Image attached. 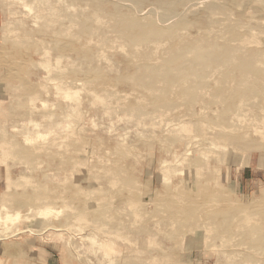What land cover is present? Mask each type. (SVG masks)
<instances>
[{
	"label": "rangeland",
	"instance_id": "1",
	"mask_svg": "<svg viewBox=\"0 0 264 264\" xmlns=\"http://www.w3.org/2000/svg\"><path fill=\"white\" fill-rule=\"evenodd\" d=\"M46 1H48V4ZM119 1L121 4L119 3ZM141 1H142V5H141L142 8L140 7L136 10L135 6L132 9L133 5L127 0H114V1L113 0H65V1L64 0H0V55L2 54L1 52H3L2 55L4 57L3 58L2 55L0 57V67H1L0 68V148H1L0 149V159H1L0 160V264H46V263H50V264H264V243H263L264 242V220H263L264 219V127H263L264 126V123H263L264 122V118H263L264 117V114H263L264 99H262L264 95L260 96L261 93L264 94V88H263L264 81H262L260 85L261 86L260 89L257 90V92L255 91L256 94H254L255 92H252V90H249L251 93L250 94L248 92L247 87H241L244 85V84L242 85L241 83H244V81L248 82V83H245L246 85L252 83L251 82L252 79L253 81H255L254 76L248 75L247 78H244L241 81L240 73L237 70H234V68H232L231 66L229 67L225 64H224L225 67H227L229 70L227 68H224V65L222 67L221 66L222 64L219 65L217 63L216 64L218 66L208 65L210 67L212 66L214 69V71L213 69L212 71L210 70L211 72L208 70V68L210 67L204 66L203 68L202 66L203 68L202 69L200 68L201 67L200 66L198 70L200 69L203 70V71L200 70L201 71L200 74H198V70L196 68L195 71L197 73L196 72L192 73L195 77L192 74L188 75V77L192 76V79L196 78L195 80L197 81L192 80L191 77H189L187 79L188 81L187 80L184 81L185 84L183 83V79H179L178 81H175L173 83L171 82L172 84L168 83L164 73L161 74L159 72L158 74L157 73L154 74L155 75L154 76L152 75L153 73L151 71H150L151 73H149V70H148L151 65L152 67L155 65L154 66L155 68L159 66H161V68L167 66L168 63L171 62L173 59H175V57L179 53L182 54L181 55L182 57L183 55L187 57H183V58L181 57L182 59L179 58L180 60L176 64H174L175 68L181 63L189 62V60L190 59L192 60L194 56L196 55L195 51L192 50L193 47L194 48L196 47L204 48V49L214 48V50L221 49L220 51H223L224 49H229L230 51H232V48H233L234 50L231 53L236 56V59H239V57H250L251 55L255 56V54L259 55L261 53H264V47H262L264 45V33H263L264 32V4L263 2H261L262 0H238L236 1L237 4L234 3V4L229 5L230 12H231L230 19H228L224 15H220L221 17L218 15L217 16L218 19L214 15L216 19L215 18L211 19V17H213V14L210 13L209 10H207V8L206 9L204 8L205 1L190 0L188 3H186L184 6H180L181 8L179 7L178 9L179 13L183 15L186 14L185 19L187 18L186 21L188 23L186 22L187 26H185L186 24L182 25L181 27L183 28L181 27H179V29L177 28L180 32H176L177 30L176 29L174 33H172L173 36H176L177 38L174 37V39H171L173 36L172 37H169V36H171L172 34L169 36L164 35V38L163 36H161V40L157 39L159 37L157 38L152 37L148 40L150 44L147 43V41H145L146 44H144L143 42L142 43L141 42L139 43L131 42L130 40L126 38L122 29H120L116 24L115 14H117L119 11L127 15L133 14L136 16V14H138L137 18L141 20L145 19L144 21L146 20L149 21L151 18H154V17H151V14L149 13L146 14V13L153 11V10L154 11L157 10L156 12L158 13L160 11L161 13L162 11H164V6L169 0H141ZM220 1L224 2L225 0H220ZM40 2L41 3L44 2L45 4L43 5V3L41 4ZM64 2L66 5L64 4ZM39 3L43 7L40 6ZM85 3L88 5V7L87 5H85ZM194 3L196 6L194 5L193 8L196 7L198 9L195 10L192 8L194 11L190 10L192 11L191 12L192 14H191L190 11H187V10H189L190 8L188 7ZM53 4L55 6H58L59 4V6L61 5L62 7L60 6L61 8L58 7V9L55 7L53 8L54 9L53 10L51 8V7H54ZM122 6H124V8ZM44 7L48 8V9L46 8L47 11L43 9ZM67 7L69 8V10ZM71 7L73 8L75 7L76 12L74 10H71L73 9ZM116 7L119 9H117ZM159 7H160V10H158ZM80 8L84 9V11L81 10ZM49 9H51L52 11L51 13H49ZM56 9L58 12L55 14ZM59 10L60 11L62 10V11L59 12ZM65 10L68 11L70 14L66 13ZM45 11L46 13L48 12L46 15H45ZM99 11H101V14ZM139 11H141V15ZM142 11H143V14H142ZM193 12L194 13L196 12L195 15H193ZM108 13L112 19L109 16H106L108 15ZM14 14L15 16H13ZM21 14L22 15L27 14L28 16L24 15V18H23V16L21 17ZM66 14H68V17ZM81 14L84 15L83 18ZM95 14H97V17ZM35 15L36 16L39 15L41 16V18L42 16H46V18L43 17V19H41L38 16L39 17L38 19V17H36ZM56 15H59L57 16L59 18L61 15H62L61 18L64 17L65 15L66 16L64 19L62 18L61 20H58V22L56 23L55 18L59 19L56 17ZM231 15L234 20H232ZM48 16L52 18H54L55 16L54 18L55 21L52 18L51 20ZM93 16L96 17V19L100 17L99 18L100 21L98 19L97 20H98V23L100 22L98 25L99 26L101 25L100 26L101 28L97 27L98 26L96 25L97 21L95 22L96 19H93L94 18ZM101 17L103 20H106L107 24L104 23L105 21L102 22ZM69 18L73 21H71ZM77 18H79L78 21H77ZM238 19L241 20V23L243 22L245 24L244 25L242 23L244 25L243 28L245 26H248L246 27L248 29L244 28L245 29L244 30L241 28L242 26L240 27L241 29L236 28V32L239 37L236 35L237 38L233 39V37L235 36H232V34H229V36L232 38H228L230 39L228 40L226 38L228 36V33H230L228 26L230 28V25L234 23L235 20H238ZM50 20L53 23L49 22ZM67 20L68 21L70 20V21L68 22ZM216 20H219V22ZM228 20L232 21V23L231 22H230L231 24L228 23L229 22ZM75 21L77 22L74 23ZM110 21H113L115 24H112L113 22H110ZM215 21L217 24L215 23ZM43 22L45 23L43 24ZM79 23H82V24H79ZM189 23L191 26L189 25ZM213 23H215V25H213ZM56 24L58 25L56 26ZM68 25H71V26H68ZM74 25H76V27ZM79 25L80 26L83 25L84 28L79 27L78 30L76 29L77 30L76 31L75 28H77ZM221 25L223 27H221ZM73 26L75 28H73ZM106 26H108V28ZM110 26L111 27L113 26V27L111 28ZM157 26H159L158 27L159 29H163V30L167 29L166 27H163V25L161 24ZM259 26H262L263 30H261ZM70 27H72L73 29ZM88 27H91L92 30ZM66 28L67 30L72 29L71 33L69 31L71 35H68L69 33H67L68 31L65 30ZM251 28L254 29L255 31L254 30L252 31ZM256 28L257 30L259 29L258 32ZM94 29L96 33L95 35L93 34L92 36L88 33V31L90 33H94L93 31ZM211 29L213 31L210 32ZM63 30H65V32ZM97 30L98 31L100 30V33ZM113 30L117 32L116 34L114 33L115 35L112 33L114 32ZM214 30L216 31L214 32ZM217 30L221 34H217L218 33ZM260 30L263 32L261 33ZM10 31L11 32L15 31V33H11ZM109 31H111V33ZM185 31L189 35L186 34ZM53 32L60 35V37L57 36L56 34H55L56 37H54L55 35L52 34ZM97 32H98V37L96 36ZM102 32L103 33L105 32V33L103 34ZM118 32L122 34L124 39L121 36V34H118ZM28 33H30L29 35H33V36L29 38V36H27ZM211 33H212V36H211ZM223 33H224V36H223ZM78 34L79 36H76ZM213 34L215 35L213 36ZM183 35H186V37L184 36L183 38L182 37ZM259 35H261L262 38ZM178 36L180 37L179 38L180 40L178 39ZM216 36L220 40L222 38L223 40L225 39V42L223 40L220 41L219 39H216L217 38ZM244 37L246 38V40ZM249 37H250V40L248 39ZM256 37L258 38V40ZM17 38L19 41L17 40ZM27 38L32 39L33 42L31 43V40H27ZM168 38H170V41H172V43H168L169 42ZM152 39L154 41L152 43L161 42L162 43L161 45H163L164 47L166 45V47L163 48V46L159 44V46L163 48L164 50L161 49L160 47L158 49L155 47V46L158 47V43L154 44V47H153V44H151ZM182 39L183 41H181ZM236 39L237 41H235ZM20 40H24V42H20ZM108 40H111V41H108ZM12 41L15 44L17 43L18 45L17 44L15 45ZM186 41L188 44L186 43ZM234 41L235 43H233ZM249 41L251 42L253 41L254 43H256L257 47L254 46L255 44L253 42L251 44V42ZM248 42L251 44V46L249 45ZM19 43L21 45L22 43L23 44L27 43L28 46L29 45L31 46H29L28 48L26 44V47L21 48L23 46H21ZM131 43L133 44L131 45ZM205 43L208 45H204ZM126 44L129 47H125ZM136 44H141V45L137 46ZM44 45L46 47H43ZM88 45L89 47H87ZM97 45H99L100 48H98ZM168 45L170 47H167ZM18 46L20 49L17 48ZM258 46H261L262 48ZM118 47L121 49H119ZM141 47L142 49H140ZM241 47H243L242 48L243 50L241 49ZM247 47L248 49H246ZM47 48H49V50L52 49V51L51 52L49 51L50 53H48V50L47 52H45ZM155 48L159 50V52L156 51ZM114 51L117 54L112 53ZM98 52H101V55L99 53L100 56L96 54ZM167 52H168V55H167ZM102 53H104V55H102ZM47 54L50 57H48ZM9 55L11 58L9 57ZM97 56L98 58L100 57V60H98ZM132 56L135 58H133ZM149 56H150V59H148ZM58 57L60 58L59 60L61 61V63L59 60H57ZM262 58L263 57H261V59L259 60V62H261V64L259 63L260 64L259 66L264 69V66L262 65V63L264 64V60ZM132 59H135V60H132ZM46 60L50 62L48 63ZM103 60L104 62H102ZM105 61L108 64H106ZM35 63L36 65H34ZM44 63L46 67L44 66ZM58 63H60L59 67H57ZM71 63L73 64V66H70ZM49 64H51V67H49L50 66ZM137 64H139L138 67L136 66ZM7 65H9V68L7 67ZM41 66L43 67L38 68ZM87 66L90 69L87 68ZM214 66L217 68H214ZM152 67H150L151 70L154 68ZM56 68H59V69H56ZM60 68L61 70L67 71L66 72L67 75H64L65 73L64 71H63L64 73L62 72L63 74H61ZM263 69H261L262 75H264V71L262 72ZM57 70L58 71L60 70L59 71L60 74L57 72ZM226 70L228 73L230 72L231 74L228 75ZM47 71H49L50 73L52 71L54 73L49 75L50 73ZM204 71H205V74L207 75L204 74ZM214 72L215 74H213ZM194 73L197 74V77ZM219 73L221 74L223 73L222 78L218 77L219 79L218 78L216 79ZM212 74L213 76H211L210 78V75ZM224 74L228 75V77ZM47 75L50 77H48ZM151 75L152 77H150ZM158 75H161V76H158ZM202 75H204L206 78ZM145 76H148L151 81H149V79L147 80L148 77H145ZM219 76L221 75L219 74ZM156 77H158L159 79H157ZM162 77L163 79L165 78V80L162 79L164 85H162L163 84L161 80ZM199 77L201 80L204 78H205V81L206 79L208 80L207 82H205L204 80L200 82L201 80L199 81ZM224 77H226V79H229V81L226 80ZM155 78L157 82L161 80V82H158V85L160 86L155 84L156 83ZM248 79L251 81L249 82ZM239 80H240V83H238ZM69 81L74 82V83H70ZM179 81L182 84H180ZM192 81H195L197 85L193 84L194 82ZM215 81L218 82V84L220 85H217V83L213 84L215 83ZM225 81H226V84H225ZM151 82L155 84L153 85V87L155 86L154 89L156 88V86H158V88L153 90V88L151 87L153 83L151 84ZM165 82H167V84ZM223 82L224 84H222ZM227 82L229 85L227 84ZM233 82L234 84H232ZM60 83H63L64 85L63 84L60 85ZM81 83L85 84V86L82 85L83 86L82 87ZM87 83H90V84L95 83L96 87H94L95 84L94 85L92 84V86L89 84L90 86L88 87ZM104 83H106V85ZM97 84L99 86L102 85V87H99ZM169 84H171L172 87H170ZM200 84H205L206 86L200 85ZM221 84L224 86L226 85L225 87L226 89L230 87L228 91L230 92L233 91L234 93L227 92L225 88H222L224 86H222ZM173 85L175 86V88H173L174 87ZM190 85H195L197 86L196 89L198 88L200 90L201 88L206 89L205 87L208 86L207 90L208 89L210 90L203 91L204 89H202V92H205V93L201 95L199 94V92H201L200 90L199 91L192 90L193 92L191 91L192 92L191 93L192 98H191L189 94L190 92L188 93L189 96H186V93H185V91L187 92L189 91L187 90L188 88L190 89V87H192ZM227 85L229 87H227ZM65 86L68 89L69 88L70 89L68 90L66 88L67 90H65ZM71 86H73L72 90H71L72 88ZM180 86L181 87L184 86L185 89L183 88V90H181L182 88ZM235 86L238 88L240 87V89L239 90L236 89ZM105 87L106 88L108 87V88L106 89ZM164 87L166 89V92H168L170 95L169 98H168L169 95L166 96L167 93L164 92L165 91ZM178 87L181 88L180 91ZM215 87L216 88L219 87V91H221L222 95H220L221 93L220 94L216 93L219 91H217L218 89H215ZM44 88H46V90L48 88V91L46 92ZM75 88L77 89V92ZM80 88L81 90H79ZM168 88L170 91L168 90ZM242 88L244 90H242ZM262 88L263 90H261ZM58 89H61L62 92L67 91V95L65 94V92L62 93ZM82 89L85 91H83ZM174 89L175 90L177 89L178 91L177 90L175 91ZM192 89H195V87H192ZM78 90L82 92H78ZM93 90H95L94 91L95 94L97 93L98 94L94 95V93H92ZM240 90H242L243 92L245 90L247 91L243 93V92H240ZM73 91H75L78 94L76 95V93H74ZM112 91L114 92L113 94H115L116 96L118 95L120 99H118V96L116 97L113 94H112L113 97L112 95H110L113 98V100L111 97H105V96H108L105 94L107 93L111 94ZM173 91L175 92L173 93ZM68 92L73 93V94H70L72 95L71 97L69 96ZM83 92L84 93L86 92L87 94H84ZM132 92L133 94H131L132 96V99H131V96L129 98L128 94ZM139 92H141L140 94H142V96L139 94ZM163 92L166 95H163V96L161 95L160 97V93L163 94ZM194 92L195 93L197 92L196 96H194L195 95ZM235 93H239L241 95L239 94L235 95L237 98L235 96L232 97V94H235ZM257 93H259V95ZM58 94L60 95L64 94V95L59 96ZM103 94L105 96H102ZM172 94L174 95V97H172V100H174L175 102L170 100ZM224 94H225V98L223 96ZM252 94H254V96L257 95V97L256 96L253 97ZM36 95L38 97H35ZM74 95H76V97ZM93 95L96 96L97 99ZM120 95L122 97H120ZM153 95L155 96L153 97ZM184 95L185 97H187V99L184 97ZM238 95L240 96V98L244 97L242 98L244 102L239 98ZM73 96H74V99L72 100ZM91 96H93V98ZM157 96H159L158 99H157ZM175 96L178 99H176ZM230 96L232 97V99ZM245 96L248 97V99ZM100 97H104L107 100L104 98H103L104 100H102ZM126 97L130 99V101ZM196 97H200L198 102H196L198 104L195 103V105H193ZM28 98H30L31 100H28ZM33 98H35V100ZM77 98H80V99H77ZM143 98L144 99L146 98L144 102H142L141 100ZM213 98H215L214 99L215 101L213 100ZM220 98L221 100L222 98H224V101L219 100ZM228 98H230L233 101H231ZM233 98L237 101H235ZM245 98L247 99V101ZM253 98L254 99L257 98V99L254 100ZM258 98H260L261 101ZM95 99H96V102L94 101ZM98 99H100L99 100L100 102L99 101L97 102ZM114 99L117 101H115ZM148 99L149 101L147 102L146 100ZM190 99L192 100L190 101ZM101 100L104 103L105 101L106 103L109 101L107 103V106L109 105V106H112L114 109L115 108L116 109L113 110V108L108 106V110L111 109L110 111L112 112L110 113V111L107 110L110 113L109 115L107 112H105L106 109L105 110L102 109L104 108V106H106V104L104 105V103H102L103 104L102 105ZM140 100L141 102H139V105H137L138 101ZM179 100L180 102L183 100L185 105L183 106L182 105L183 102L180 103ZM253 100H254V103H250V102H253ZM73 101L75 103H73ZM151 101H152V104L155 105L156 107L154 106L153 108V105H151L150 107L149 102ZM171 101L174 103H172ZM255 101H257L258 103H256ZM119 102L122 105L119 104L117 106ZM222 102H226L227 105L226 103L224 104ZM45 103L47 106L43 107ZM241 103L245 104L244 107H241L243 106ZM130 104L132 106H130ZM162 104H163V107H161ZM171 104H173V106L177 104V107L178 106L180 107V105H182L184 109H182L183 107L181 106L179 110H178L179 107L176 110L175 107H171L172 106ZM257 104H260V106ZM69 105L71 106L69 107ZM126 106L127 107L129 106L128 107L129 109ZM145 106L149 109L145 108ZM190 106L192 108L194 106V109H190ZM261 106H262V109L260 110H258L259 108L257 110L255 109L256 107L261 108ZM75 107H78L79 109H81L82 111L81 115L84 116V117L80 116L79 118L78 115L80 114H78L77 118H79V120L78 119L75 120L74 117L76 118L75 115L77 114V111L78 113L81 111L79 109H76ZM134 107L137 109L138 107H141V110L139 108V112L143 110L144 111V112L142 111L143 115L141 116L138 115L141 113H138V111L136 112L137 109L134 110L135 109ZM142 107L145 108V110L142 109ZM248 107L249 108L252 107L254 109L251 110V109H248ZM156 108L159 109V111L156 110L157 112H159V114L157 112H153L155 111ZM160 108L164 110L161 112L162 114L160 113L161 111ZM169 108H171L173 111ZM237 108H239L240 110ZM243 108L245 109L242 110ZM74 109L77 111L76 112L72 111ZM165 109H166V112H165ZM123 110H126V112L128 110L129 111L132 110L131 113L134 110L136 115L132 117V115L135 114L134 112L132 115L131 113H129V115H125L128 113H126ZM217 110L219 112H217ZM250 110L254 111L255 113L254 112L251 113ZM168 111H170L172 114H170ZM195 111L196 113L193 114V112ZM47 112L49 113L48 115H47ZM87 112H89L90 115ZM103 112H105V114L107 115H104ZM113 112L117 114L115 115ZM151 112H152L153 118L152 116H149ZM73 113L74 114L76 113V114L74 115ZM146 113H147V116L143 117L144 115H146ZM242 113H243V116L246 115L245 116L246 121L243 119L244 118L243 116H239V115H242ZM111 114L113 115L111 116ZM156 114L160 116L158 117ZM166 114H168V117ZM235 114L237 115L235 116ZM256 115L257 116L259 115V116L255 118ZM62 116L65 119H63ZM149 117L150 119H148ZM161 117H165V118H162L163 122H161L164 126L160 125L161 120L159 119H161ZM154 118L155 119L159 118L158 119L159 121L156 120L155 122ZM258 118L260 119V123L258 122L259 121ZM262 119H263V122H262ZM130 120H133V121L131 122ZM138 120H140L141 123L142 124L144 123V124L143 125L139 124L140 122ZM183 120L188 124L185 123L184 125ZM151 122L154 123L155 125L157 124L156 126L158 128L162 126L163 130L162 128L158 129ZM181 122L183 123L184 126H181L182 124ZM191 122L193 124L194 123H197V124H194L195 125L194 126L193 124H191ZM257 122L259 125L257 124ZM171 124L172 125L177 124V126H180V127L179 129L177 128L178 129L177 130L175 129L176 126L174 125L175 127H173ZM189 124L191 127H189ZM200 124H203L204 126H200ZM262 124L263 126H261ZM256 125L258 126L256 127ZM187 126L190 129L187 128ZM221 126L222 127L224 126L223 127L224 132H222L223 130ZM235 126L237 129L238 127H241L243 129V126L245 128L241 130L240 132L241 128L237 130L235 129ZM181 127L182 129L186 127L184 129V132L182 130L183 132L182 134H181V129H180ZM203 127L204 128L207 127L206 128L207 130L203 129ZM68 128L73 129V130H70L69 131L70 133H69L68 130H66ZM172 128L175 130H173ZM217 128L221 130L218 131ZM225 130H228V131L225 132ZM260 130L262 131L260 132ZM71 131H74L75 133ZM165 131H167L166 134H165ZM234 131L236 132L239 131L237 135L242 138L241 139L242 145L238 146L236 144H231L229 142L226 143V141H224L223 139L222 140L220 138L219 140L217 139L218 135H220L219 137H221L223 133H226L227 135H230L232 133L231 135H234L233 133ZM154 133L156 136L154 135ZM56 134H59L58 136L61 139L58 136H56ZM169 134L171 135L170 136L171 138L169 137ZM247 134H249L250 136ZM73 135L76 137H73ZM164 135H166V137ZM188 135L190 136L187 137ZM54 136H56L57 139H59L60 141L56 140V137ZM71 136L73 137V139ZM168 137L170 140L173 137V140L170 141ZM211 137L213 138V140ZM247 138L250 140H247ZM67 139H68V142H67ZM69 139H72V140H69ZM156 139L158 140L161 139L163 143L159 140L160 141V144H159V141ZM164 139L166 142H164ZM216 139L218 140V142L214 141ZM244 139H246L247 142ZM53 140L55 141V143H53L54 142ZM64 140L65 142H63ZM251 140H253V142ZM175 141H177V143ZM33 143L35 144V146ZM164 143H166L165 146H164ZM39 144H41V148L37 146ZM56 145L58 148L55 147ZM43 146H46V147L43 148ZM103 146L106 148H104ZM11 147H13L14 149ZM60 148H62L61 152H60ZM2 149L5 151L3 152ZM15 149L17 150L15 151ZM7 150L9 153L7 152ZM10 150L14 152L15 155L13 153L11 154ZM24 150H26V152ZM38 150L40 151L38 152ZM52 150H53V153H52ZM19 151L22 153H20ZM108 151L111 152L112 154L110 153V155H108L109 153ZM116 151H119V152H116ZM124 151H127V152H124ZM57 152L59 155H63L64 157L61 156V159H60L59 155L53 156ZM121 152L122 153L124 152L125 155L124 153L121 154ZM1 153H3L2 154L3 156L1 155ZM8 154L9 155L11 154V155L8 156ZM111 155H115V156L113 157ZM185 157L188 159V161L183 160V158ZM62 159L65 160V162ZM108 159H109V162L110 160H112V164H110L111 162L109 163L107 161ZM73 160H75V162ZM101 160L102 161L104 160V162H102ZM123 160L124 162H122ZM163 165L166 166V169H167V170L165 169L166 172L163 169L165 168V166ZM168 165L170 166L169 168H168ZM102 166H104V169H102L103 168ZM125 166L127 167L128 170L126 169ZM105 167L109 174L112 172L111 173L112 176L110 175L109 177L112 178L115 181V183L112 181V179H110L111 181L107 179L109 174H107V171H105ZM120 167H125L123 169H125L126 171L121 168L122 172H120L121 171ZM109 168H111V172L109 171L110 170ZM113 168H116V169H113ZM161 168L163 169L164 172H162ZM101 169H102V172L100 173L99 170ZM130 171H132L133 173ZM114 172L120 174V176L118 174H115ZM114 175H116L115 177L117 179L114 177ZM122 176H125V177H122ZM128 178L131 181L129 180L128 182ZM185 179L187 180L185 181ZM126 182H128V184L130 182L131 183L129 186H127ZM136 182L138 186L132 185V183L136 184ZM112 184L114 185V187ZM35 185L39 187H35ZM124 185L127 186L128 188L129 187L131 188L133 186L135 189L134 191H131V189L133 188L128 189ZM110 187H112L113 189ZM38 188H41V189L45 188V191L42 190L43 191L42 192L39 189L38 191H40L41 193H37L36 195L35 190H37ZM111 190L113 193H114V190L116 192L113 194ZM86 191L87 192L90 191V192L86 193ZM168 191L170 192V194L167 193ZM184 191L185 193H187L186 195L184 194ZM55 192H58L57 195L55 194ZM176 192L178 193L180 192V194H182V196H180L181 200H185V197L188 200H190L188 201L189 203L186 204L187 199L184 201L185 203L181 202L180 198H178L180 194L177 193L175 196ZM50 193L55 194L57 197L49 196ZM62 193H64L65 197H63ZM97 193L99 194V196ZM120 193L123 196V199L120 198L121 197V195L119 196ZM138 193H139V196L141 194L142 196L139 197L137 195ZM58 194L61 195L60 197L61 199L66 200L63 202L67 203L68 205L65 203L63 204ZM155 194L157 195L154 197ZM171 194L174 197V199L178 196L175 199V201L174 199H171ZM208 194H210V196ZM212 194L213 196H211ZM35 195L37 196L38 199L35 197ZM95 195H97L98 197L95 198ZM102 195L104 197H101ZM114 195H118L119 197L117 198ZM130 195L133 196V198L130 197ZM216 195L218 199L220 196V198L223 200H226V202L221 199L217 201V199L215 198ZM39 196L43 198L45 197L43 200L41 199L42 202H40V205L44 203L43 201L49 202L48 200H46V198L50 197L47 199L49 200L51 199L52 201L50 200L48 204H50V206L51 204H53L54 207L53 205L51 207H48L49 206L48 204H47L48 206L45 205L46 202L44 203L45 206L44 205L38 206L37 201L39 200ZM105 196L107 197L105 198ZM31 197L33 198L31 199ZM67 197L70 199H68ZM100 197L102 199L99 201ZM124 197L126 199L128 197V201L131 200V198L133 200H131L130 201L131 203H130L126 201ZM211 197H214V198L212 199ZM52 198H55V199H52ZM110 198L112 200H110ZM169 198L171 199V201ZM162 199H165L166 202L169 201L167 203L170 204L169 206H171L172 204L171 206L172 208L170 207L171 209H168L169 207L168 204L165 203V200H162ZM159 200H160V204L156 202ZM228 200L231 202L227 203ZM132 201L136 202V203H133V206L134 205L136 206L138 202L139 203L141 202L142 207H144L142 208L141 205L140 207L139 205H137L138 206L137 209L139 211L142 209L140 213L136 211L137 215H136V212L134 214V211L137 206L136 207L134 206L135 209H133ZM215 201L217 202L215 203ZM24 202L26 203L28 202L27 204L29 206L27 204L24 205L25 204ZM193 202L194 203L198 202V203L196 205L194 204V206H191L190 204L193 205ZM107 203L109 204L108 208L111 207L112 205L114 206V208L111 207V209H109L110 211L111 210L113 211L110 212L107 209L106 211L104 210L107 207L106 206ZM177 204L178 206L181 204V206H179L178 208ZM184 204L187 206H184ZM217 204L220 205L221 207H219ZM126 205L128 206V208ZM159 205H161V207ZM188 205L191 207H189ZM166 206L168 207L166 208ZM214 208H216V210ZM162 209H164L165 211ZM182 209H184V211ZM192 209L194 210L195 213L192 211ZM199 209H201V211ZM219 209L220 211H217ZM33 210H34V213H33ZM160 210L162 212L163 211L165 212L164 216L162 215L163 213H161ZM188 210L190 211L191 215L194 214L192 218H195L196 214L198 215L195 218L196 224L194 223L193 221L194 219L192 218L189 221L191 215H189V213L186 212ZM196 210L198 211L196 212ZM203 210L209 213L203 212ZM214 210L217 211V213H214V212H212L214 214L210 213L211 211H214ZM107 211H108V215H107ZM121 212H123V214H121ZM130 212H131V215H129ZM113 214H116L115 217ZM138 214H140V216H138ZM144 214H146L147 216ZM166 214L167 216H165ZM207 214H209L208 216L210 217V219L208 218ZM226 214L227 216H225ZM258 214H261L259 217L262 218L263 222L261 218L259 220L257 219L258 217L256 215ZM134 215H136L137 217L135 218ZM141 215L143 217L145 216L146 217L140 218ZM213 215H215L216 217ZM116 216L125 217V219L127 218L126 219L127 221L124 220V218H122V220L121 218L118 219L119 217L117 218ZM181 216L183 217V219H181L182 218ZM219 216H222V217L219 218ZM171 217L173 218L174 221L170 220ZM197 217L201 219L199 220L197 219ZM253 217H254V220L256 219L257 220L256 221L251 220L253 219ZM212 218H214V220ZM242 218L244 220H242ZM111 219H113V221ZM115 219H118L116 221L121 220L122 222L121 221L120 223L116 222ZM211 219L213 220L214 223L209 221ZM231 219L232 221L236 219V221H233V222H235V224L237 223L238 225L236 224L235 226L234 224L232 226L231 224H233V222L231 221ZM169 220L172 224L169 223ZM183 220L187 221L186 223L188 226L190 224L189 227L191 229L189 227L187 228L186 227L187 225H185V227H183V225H180L183 223L186 224ZM228 220L231 221V224ZM197 221H199V223H197ZM208 221L211 224L212 223L215 224V226L216 225L221 226V228L219 227L217 228H219V230L221 229L225 231V236L223 237L224 238L223 240L221 239H222V234L224 235V233H222L221 230L218 233L217 231L218 229L216 227L215 229L210 230L211 228H214V227H212L213 224L212 226L209 225ZM224 221L226 224L224 223ZM227 221L229 222L231 226L228 225ZM257 221L258 222L260 221L261 223L260 222L258 223ZM126 222H127V225H126ZM122 223L124 224L122 225ZM174 223H177V224H174ZM164 224H166L167 226ZM223 224H225V227L223 226ZM242 224L245 225V227ZM172 225H174V227ZM248 225L250 226L249 229H247L249 227ZM256 225L258 226L256 227ZM121 227L122 228L125 227L126 229L124 228L123 229L124 231H123ZM176 227H177V230L174 229ZM236 227L238 228L236 229ZM226 228L228 232L231 229L230 231L232 232L233 235L231 234L229 235L230 232L229 233L226 232ZM242 228L245 230L247 229L248 231L243 230L244 233L240 232ZM253 228H257L258 230L259 228L261 229L257 231L258 234H256L255 232L249 233L250 229H253ZM214 233L216 235H214ZM250 234H252V236ZM256 235L259 237H257ZM230 241L232 242L230 243ZM259 241L262 244L258 243ZM51 259L53 260L51 261Z\"/></svg>",
	"mask_w": 264,
	"mask_h": 264
},
{
	"label": "bare ground",
	"instance_id": "2",
	"mask_svg": "<svg viewBox=\"0 0 264 264\" xmlns=\"http://www.w3.org/2000/svg\"><path fill=\"white\" fill-rule=\"evenodd\" d=\"M64 1H65V0H64ZM113 1H114V0H113ZM127 1L130 2V3L133 5L132 9L134 8V6L136 7V10H137L138 8H140V7L142 8V6H141V5H142V1H141V0H127ZM189 1H190V0H169V1L165 4V6H164V11H162L161 13H160V11H159V13H158V12H156L157 10L154 11L153 9H152L153 11H150V10H149L150 12H147L146 14L149 13V14H151V17H154V18H151V17H150L151 19H150L149 21L146 20L147 22L144 21L145 19H144V20H141V19L137 18V15H138V14H136V16L133 15V14H129V15H127V14H124V13H122V12L119 11L117 14H115L116 24H117V26H118L120 29H122V31H123L124 35L126 36V38H127L128 40H130L131 42H138V43H139V42H141V43L143 42L144 44H146L145 41H147V43L150 44V42H148V40H149L150 38H152V37H156V38L159 37V38H157V39H158V40H159V39L161 40V36H163V38H164V35H168V36H169V35H171L172 33H174V31H175L177 28L179 29V27H181L182 25L186 24V22H187V21H186L187 18L185 19V15H186V14L183 15V14L179 13V12H178V9H179L180 6H184V5H185L186 3H188ZM198 1H199V0H198ZM203 1H205V7H204V8H205V9L207 8V10H209V12L213 14V17H211V19L217 17L218 15H219V16H220V15H224L225 17H227L228 19H230V13H231V12H230L229 5L234 4V3L237 4L236 1H238V0H225L224 2H222V1H220V0H203ZM218 1H219V2H218ZM34 2H35V1H34ZM44 2H45V1H44ZM44 2H42L43 5L45 4ZM46 2H47V4H48V1H46ZM49 2H51V1H49ZM52 2H53V1H52ZM59 2H61V1H59ZM62 2H63V1H62ZM85 2H87V1H85ZM116 2H117V1H116ZM128 2H126V3H128ZM261 2H263V4H264V0H262ZM40 3H41V2H40ZM40 3H39V5H40ZM42 3H41V4H42ZM113 3H114V2H113ZM119 3H120V1H119ZM126 3H124V4H126ZM36 4H38V3H36ZM61 4H62V3H61ZM64 4H65V2H64ZM100 4H101V3H100ZM120 4H121V3H120ZM201 4H202V3H201ZM34 5H35V4H34ZM39 5H38V6H39ZM51 5H52V4H51ZM53 5H54V4H53ZM55 5H56V3H55ZM55 5H54V7H51V8L53 9V8L56 7V8L58 9V7H59V8L62 7L61 5H60V6H61V7H60L59 4H58V6H55ZM65 5H66V4H65ZM72 5H73V4H72ZM85 5H87V4L85 3ZM194 5H195V3H194V4H191V5L188 7V8H190V9L187 10V11H190V10H193V9H195V10L198 9V8H196V7L193 8ZM199 5H200V4H199ZM199 5H198V7H199ZM21 6H22V5H21ZM40 6H42V5H40ZM63 6H64V5H63ZM70 6H71V5H70ZM73 6H74V5H73ZM115 6H116V5H115ZM195 6H196V5H195ZM36 7H37V6H36ZM42 7H43V6H42ZM87 7H88V5H87ZM87 7H86V8H87ZM120 7H121V6H120ZM122 7L124 8V6H122ZM46 8H47V7H46ZM46 8L44 7L43 9L46 10ZM67 8H68V7H67ZM71 8H73V7H71ZM84 8H85V7H84ZM116 8H117V7H116ZM116 8H115V9H116ZM152 8H154V7H152ZM180 8H181V7H180ZM192 8H193V9H192ZM200 8H201V7H200ZM240 8H241V7H240ZM40 9H41V8H40ZM47 9H48V8H47ZM57 9H56V11H55V14L58 12ZM64 9H65V8H64ZM75 9H76V8L74 7V8L71 9V10H74V11H75ZM80 9H81V8H80ZM80 9H79V10H80ZM88 9H89V8H88ZM88 9H87V11H88ZM99 9H100V8H99ZM117 9H119V8H117ZM125 9H126V8H125ZM149 9H150V8H149ZM41 10H42V9H41ZM44 10H43V11H44ZM53 10H54V9H53ZM66 10H67V9H66ZM66 10H65V11H66ZM68 10H69V8H68ZM77 10H78V9H77ZM81 10L84 11V9H81ZM158 10H160V7H159ZM162 10H163V9H162ZM239 10H240V9H239ZM43 11H41V12H43ZM46 11H47V10H46ZM46 11H45V15L48 13V12L46 13ZM61 11H62V10H61ZM61 11L59 10V12H61ZM74 11H73V12H74ZM103 11H104V10H103ZM115 11H116V10H115ZM115 11H114V12H115ZM130 11H131V9H130ZM193 11H194V10H193ZM205 11H206V10H205ZM51 12H52L51 9H49V13H51ZM70 12H71V11H70ZM75 12H76V11H75ZM77 12H78V11H77ZM99 12H100V14H101V11H99ZM111 12H112V11H111ZM139 12H140V15H141V11H139ZM145 12H146V11H145ZM145 12H144V13H145ZM191 12H192V11H190V13H191ZM207 12H208V11H207ZM53 13H54V12H53ZM53 13H52V14H53ZM66 13H69V12L66 11ZM115 13H116V12H115ZM137 13H138V11H137ZM184 13H185V12H184ZM195 13H196V12H195ZM195 13L193 12V15H195ZM232 13H233V12H232ZM12 14H13V12H12ZM16 14H17V13H16ZM42 14H43V13H42ZM42 14H41V15H42ZM55 14H54V15H55ZM69 14H70V13H69ZM104 14H105V13H104ZM142 14H143V11H142ZM146 14H145V15H146ZM188 14H189V13H188ZM188 14H187V15H188ZM191 14H192V13H191ZM191 14H190V15H191ZM19 15H20V14H19ZM19 15H18V16H19ZM24 15H27V14H24ZM24 15L21 14V17L23 16V18H24ZM39 15H40V14H39ZM39 15H37V16L35 15V16L38 17ZM49 15H50V14H49ZM66 15H67V17H68V14H66ZM66 15H65V16H66ZM79 15H80V14H79ZM81 15H82V14H81ZM95 15H96V17H97V14H95ZM98 15H99V14H98ZM111 15H112V14H111ZM145 15H144V16H145ZM214 15H215V17H214ZM13 16H15V14H14ZM13 16H12V17H13ZM27 16H28V15H27ZM51 16H52V15H51ZM57 16H59V15H56V17H57ZM61 16H62V15H61ZM61 16H60V18L57 17V18H59V19H56L55 16H54V18H55V20H56V23L58 22V20H61L62 18H63V19L65 18V16L62 17V18H61ZM73 16H75V15H73ZM83 16H84V15H82V18H83ZM106 16H109V13H108V15H106ZM142 16H143V15H142ZM149 16H150V15H149ZM209 16H210V15H209ZM209 16H208V17H209ZM211 16H212V15H211ZM21 17H19V18H21ZM25 17H26V16H25ZM39 17L41 18V16H39ZM39 17H38V19H39ZM43 17L46 18V16H42L41 19H43ZM48 17L51 19L53 16H52V17L48 16ZM48 17H47V18H48ZM76 17H77V16H76ZM78 17H79V16H78ZM93 17H94V16H93ZM96 17H94L93 19H96ZM109 17H110V16H109ZM146 17H147V16H146ZM220 17H221V16H220ZM26 18H27V17H26ZM49 18H48V19H49ZM54 18H52V19L54 20ZM79 18H80V17H79ZM79 18H77V21L79 20ZM99 18H100V17H98L97 19L100 21ZM110 18H111V17H110ZM231 18H232V15H231ZM35 19H36V18H35ZM52 19H51V20H52ZM69 19H70V18H69ZM84 19H85V18H84ZM88 19H89V18H88ZM97 19L95 20V22L97 21L96 25H98V24L100 23V22L98 23V20H97ZM101 19H102V17H101ZM106 19H107V18H106ZM111 19H112V18H111ZM115 19H114V21H115ZM215 19H216V18H215ZM217 19H218V17H217ZM222 19H223V18H222ZM19 20H20V19H19ZM27 20H28V19H27ZM31 20H32V19H31ZM51 20H50L49 22H52ZM55 20H54V21H55ZM70 20H71V19H70ZM70 20H69V21H70ZM90 20H91V19H90ZM232 20H234V19L232 18ZM12 21H13V20H12ZM38 21H39V20H38ZM67 21H68V20H67ZM69 21H68V22H69ZM71 21H73V20H71ZM77 21H75L74 23H76ZM86 21H87V19H86ZM88 21H89V20H88ZM104 21H105V22H104ZM216 21L219 22V20H216ZM216 21H215V23H216ZM220 21H221V20H220ZM225 21H227V20H225ZM228 21H229L228 23H230V22L232 23V21H230V20H228ZM40 22H41V21H40ZM102 22L106 23V20H103V19H102ZM110 22H113V21H110ZM189 22H190V21H189ZM223 22H224V21H223ZM44 23H45V22H43V24H44ZM52 23H53V22H52ZM86 23H87V22H86ZM90 23H91V22H90ZM93 23H94V21H93ZM93 23H92V24H93ZM108 23H109V22H108ZM187 23H188V22H187ZM215 23H213V25H215ZM221 23H222V22H221ZM231 23H230V24H231ZM242 23H243V22H242ZM242 23H241V20L238 19V20H235L234 23H232L231 25L228 24V25H230V28H229V26L227 25V26H228V29L230 30V33H228V36H229V34H232V36H235V37H233V39L237 38L238 35H237V32H236V28L238 29V28H240V27L242 26L241 28L244 29V28L248 27V26H245V27L243 28V26H244L245 24L243 23V24H244V25H243ZM19 24H20V23H19ZM54 24H55V22H54ZM59 24H60V23H59ZM79 24H82V23H79ZM106 24H107V23H106ZM112 24H115V23L113 22ZM159 24L163 25V27H166L167 29H166V30L159 29V28H158L159 26H157V25H159ZM216 24H217V23H216ZM57 25H58V24H56V26H57ZM71 25H72V24H71ZM71 25H68V26H71ZM76 25H78V24H76ZM76 25H74V26L76 27ZM103 25H104V24H103ZM108 25H109V24H108ZM189 25H190V23H189ZM223 25H225V24H223ZM246 25H248V24H246ZM50 26H52V25H50ZM50 26H49V27H50ZM74 26H73V28H75ZM100 26H101V25H100ZM100 26L98 25L97 27L99 28ZM185 26H187V24H186ZM185 26H184V28H185ZM190 26H191V25H190ZM192 26H193V25H192ZM227 26H226V27H227ZM251 26H252V25H251ZM58 27H59V26H58ZM66 27H67V26H66ZM79 27H83V25H82V26L79 25L77 28H75V30H76V29L78 30ZM106 27L108 28V26H106ZM110 27H111V26H110ZM112 27H113V26H112ZM112 27H111V28H112ZM221 27H223V26L221 25ZM221 27H220V29H221ZM254 27H255V26H254ZM254 27H253V28H254ZM256 27H257V26H256ZM59 28H60V27H59ZM70 28H72V27H70ZM73 28H72V29H73ZM83 28H84V27H83ZM83 28H82V29H83ZM88 28L91 29V27H88ZM100 28H101V27H100ZM107 28H106V30H107ZM115 28H117V27H115ZM181 28H183V27H181ZM192 28H193V27H192ZM241 28H240V29H241ZM259 28H260L261 30H263V29H262V28H263L262 26H259ZM56 29H57V28H56ZM63 29H64V27H63ZM68 29H69V28H68ZM72 29L67 30V28H66L65 30L68 31V32L66 31L67 33H69V31H70V33H71ZM96 29H97V28H96ZM178 29H177V30H178ZM212 29H213V28H212ZM212 29L210 30V32L213 31ZM222 29H223V28H222ZM226 29H227V28H226ZM246 29H248V28H246ZM251 29H252V28H251ZM254 29H255V28H254ZM254 29H252V31H253ZM61 30H62V29H61ZM61 30H60V31H61ZM65 30H63V31L65 32ZM77 30H76V31H77ZM88 30H89V29H88ZM91 30H92V29H91ZM108 30H109V29H108ZM111 30H112V29H111ZM177 30H176V32H180L179 30H178V31H177ZM185 30H186V28H185ZM189 30H190V29H189ZM189 30H188V31H189ZM244 30H245V29H244ZM249 30H250V29H249ZM249 30H248V31H249ZM256 30H257V28H256ZM261 30H260V31H261ZM93 31H94V33H90L89 31H88V33H89L90 35L93 36V34L95 35V33H96L95 29H94ZM97 31H98V30H97ZM101 31H102V30H101ZM113 31H114V32H112L113 34H114V33H115V34L117 33V32H115V30H113ZM215 31H216V30H214V32H215ZM221 31H222V30H221ZM226 31H227V30H226ZM241 31H242V30H241ZM250 31H251V30H250ZM252 31H251V32H252ZM254 31H255V30H254ZM258 31H259V29L257 30V32H258ZM10 32H11V31H10ZM98 32L100 33V30H99ZM98 32H97V34H96L97 37H98ZM109 32L111 33V31H109ZM185 32H186V31H185ZM217 32H218V30H217ZM239 32H240V31H239ZM251 32H250V33H251ZM262 32H263V31H261V33H262ZM7 33H8V32H7ZM11 33H15V31H14V32L12 31ZM20 33H21V32H20ZM20 33H19V34H20ZM59 33H60V32H59ZM70 33H69L68 35H71ZM102 33H103V32H102ZM104 33H105V32H104ZM104 33H103V34H104ZM110 33H109V34H110ZM243 33H244V32H243ZM255 33H256V32H255ZM255 33H254V34H255ZM261 33H260V34H261ZM263 33H264V32H263ZM24 34H25V33H24ZM29 34H30V33H28V35H27V36H29V38H30L31 36H33V35H29ZM31 34H32V33H31ZM34 34H35V33H34ZM52 34L55 35L56 33L53 32ZM103 34H102V35H103ZM107 34H108V33H107ZM107 34H106V35H107ZM115 34H114V35H115ZM118 34H121V33L118 32ZM118 34H117V35H118ZM179 34H180V33H179ZM179 34H178V35H179ZM183 34H184V33H183ZM186 34H188V33L186 32ZM217 34H221V33L218 32ZM256 34H257V33H256ZM25 35H26V34H25ZM25 35H24V36H25ZM56 35L60 37V35H58V34H56ZM56 35H55L54 37H56ZM73 35H74V33H73ZM174 35H176V34H174ZM188 35H189V34H188ZM214 35H215V34H213V36H214ZM236 35H237V36H236ZM261 35H262V34H261ZM261 35H259V36L261 37ZM16 36H17V35H16ZM76 36H79V34L76 35ZM121 36H122V34H121ZM172 36H173V34H172L171 36H169V37H172ZM184 36L186 37V35H183L182 37L184 38ZM211 36H212V33H211ZM221 36H222V35H221ZM223 36H224V33H223ZM228 36L226 37L227 39H228V38H232V37H230V36L228 37ZM240 36H241V35H240ZM251 36H252V35H251ZM259 36H258V37H259ZM25 37H26V36H25ZM101 37H102V36H101ZM106 37H107V36H106ZM122 37H123V36H122ZM166 37H167V36H166ZM174 37H176V36H173L171 39H174ZM216 37H217V36H216ZM238 37H239V36H238ZM252 37H253V36H252ZM252 37H251V38H252ZM29 38H27V40H31V43H32L33 40H32V39H29ZM110 38H111V37H110ZM176 38H177V37H176ZM179 38H180V37L178 36V39H179ZM212 38H213V37H212ZM244 38H245V37H244ZM246 38H247V36H246ZM246 38H245V40H246ZM253 38H254V37H253ZM256 38H257V37H256ZM261 38H262V37H261ZM261 38H260V39H261ZM123 39H124V37H123ZM153 39H154V38H153ZM153 39H152V41H151V40H150V41H151V44H153V47H154V44H157L158 42H157V43H156V42H155V43H152V42H154ZM157 39H156V40H157ZM168 39H169V42H168V43H172V41H170V38H168ZM216 39H219V38L217 37ZM216 39H215V40H216ZM227 39H226V40H227ZM241 39H242V38H241ZM241 39H240V41H241ZM248 39L250 40V37H249ZM12 40H14V39H12ZM15 40H16V39H15ZM17 40H18V38H17ZM17 40H16V41H17ZM116 40H118V39H116ZM179 40H180V39H179ZM219 40H220V39H219ZM221 40H223V38H222ZM221 40H220V41H221ZM228 40H230V39H228ZM228 40H227V41H228ZM245 40H244V41H245ZM257 40H258V38H257ZM257 40H256V42H257ZM18 41H19V40H18ZM34 41H35V40H34ZM41 41H42V40H41ZM43 41H44V40H43ZM108 41H111V40H108ZM120 41H121V40H120ZM130 41H129V42H130ZM163 41H164V40H163ZM174 41H175V40H174ZM181 41H183V39H182ZM223 41L225 42V39H224ZM235 41H237V39H236ZM235 41H234L233 43H235ZM12 42H13V41H12ZM20 42H24V40H20ZM39 42H40V41H39ZM39 42H37V43H39ZM126 42H127V41H126ZM200 42H201V41H200ZM202 42H203V41H202ZM210 42H211V41H210ZM245 42H246V41H245ZM249 42H251V41H249ZM249 42H248V43H249ZM252 42H253V41H252ZM252 42H251V44H252ZM258 42H259V41H258ZM13 43H14V42H13ZM29 43H30V42H29ZM43 43H45V42H43ZM88 43H89V42H88ZM112 43H113V42H112ZM165 43H166V42H165ZM168 43H167V44H168ZM186 43H187V41H186ZM193 43H194V42H193ZM233 43H232V44H233ZM238 43H240V42H238ZM241 43H242V42H241ZM248 43H247V44H248ZM253 43H254V42H253ZM260 43H261V42H260ZM14 44H15V43H14ZM16 44H17V43H16ZM16 44H15V45H16ZM19 44H20V43H19ZM26 44H27V43H26ZM26 44H25V43H24V44L22 43V45L20 44L21 46H23V47H21V48L26 47ZM64 44H65V43H64ZM64 44H63V45H64ZM66 44H67V42H66ZM78 44H80V43H78ZM95 44H96V43H95ZM118 44H119V43H118ZM132 44H133V43H131V45H132ZM159 44L161 45L162 43H161V42L158 43V47L155 46L157 49L160 47ZM187 44H188V43H187ZM232 44H230V45H232ZM245 44H246V43H245ZM251 44L249 43L250 46H251ZM254 44H255V45H254ZM254 44H253V45L256 46V43H254ZM262 44H263V43H262ZM17 45H18V44H17ZM24 45H25V46H24ZM100 45H101V43H100ZM112 45H113V44H112ZM136 45H137V46H138V45L140 46L141 44H136ZM147 45H148V44H147ZM172 45H174V44H172ZM202 45H203V44H202ZM204 45H208V44L205 43ZM211 45H212V44H211ZM235 45H236V44H235ZM258 45H260V44H258ZM27 46H28V44H27ZM29 46H31V45H29ZM29 46H28V48H29ZM65 46H66V45H65ZM142 46H143V45H142ZM151 46H152V45H151ZM161 46H163V45H161ZM188 46H189V45H188ZM245 46H246V45H245ZM245 46H244V47H245ZM43 47H46V46L44 45ZM87 47H89V45H88ZM97 47L100 48L99 45H97ZM104 47H106V46H104ZM125 47H129V46H127V44H126ZM135 47H136V46H135ZM148 47H149V46H148ZM165 47H166V45H165ZM165 47L163 46V48H165ZM167 47H170V46L168 45ZM172 47H173V46H172ZM191 47H192V46H191ZM202 47H203V46H202ZM256 47H257V46H256ZM258 47H261V46H258ZM262 47H264V45H263ZM262 47H261V48H262ZM17 48H19V46H18ZM118 48H119V47H118ZM130 48H132V47H130ZM151 48H152V47H151ZM156 48H155V49H156ZM160 48H161V47H160ZM163 48H161V49H163ZM179 48H180V47H179ZM238 48H240V47H238ZM242 48H243V47H241V49H242ZM19 49H20V48H19ZM50 49H51V48H50ZM95 49H96V48H95ZM101 49H102V47H101ZM119 49H121V48H119ZM127 49H129V48H127ZM136 49H137V48H136ZM138 49H139V48H138ZM140 49H142V47H141ZM146 49H147V48H146ZM157 49H156V51L159 52V50H157ZM183 49H184V48H183ZM187 49H188V48H187ZM241 49H240V50H241ZM244 49H245V48H244ZM246 49H248V47H247ZM246 49H245V50H246ZM47 50H48V53H50V52L52 51V49L49 50V48H47L46 51H45V50H43V51L47 52ZM104 50H105V49H104ZM163 50H164V49H163ZM170 50H171V49H170ZM179 50H180V49H179ZM188 50H189V49H188ZM192 50L195 51V54H196V55L194 56V58H193L192 60L190 59L189 62L181 63V64H179V65L175 68V67H174V64H176V63H177L180 59H182L183 57H187V56H184V55H183V57H182V56H181V55H182L181 53H179L178 55L175 53L177 56L175 57V59H173L171 62H169L167 66L162 67V68H161V66H159L160 68H159V67H156V68H155V67H154L155 65H154V66H153L154 68H153L152 65H151L150 67H152L153 69L151 70L150 67H149V69H148V70H149V73L152 72V73H153L152 75H154V74H156V73L158 74L159 72H160L161 74L164 73V75H165L166 80H167L168 83H171V82L173 83V82H175V81H178L179 79H183V83L185 84L184 81H186L189 77H191V79H192V76H189V77H188V75H189V74H192L193 72H196V71H195L196 68H197V70H198L200 66H201L200 68H202V66H203V68H204V66L207 67L208 65H216V66H218L217 64H219V65L222 64L221 66L223 67V65L225 64V65H227V66H229V67L231 66L232 68H234V70H237V71L240 73V76H241V79H240V80H241V81H242L244 78H247L248 75H249V76H250V75L254 76L255 81H253V79H252V81L248 79V81H249V82L251 81L252 83L246 85L245 83H248V82H245V81H244V83H241L242 85H243V84H244V85H243V86L240 85L241 87H247L249 93H250L249 90H252V92H255V91L257 92V90L260 89V87H261L260 85H261L262 81H264V77H263L264 75H262V73H261V69H263V68H261V67L259 66V65L261 64V62H259V60L261 59V57H263L262 59L264 60V53H261V54H259V55L255 54V56H252V55H251L250 57H239V59H236V56L233 55V54L231 53V52L234 50L233 48H232V51H230L229 49H224L223 51H220L221 49H219V50H214V48H213V49H204V48H198V47H196V48L193 47ZM242 50H243V49H242ZM242 50H241V51H242ZM49 51H50V52H49ZM106 51H107V50H106ZM125 51H126V50H125ZM138 51H139V50H138ZM147 51H149V50H147ZM181 51H182V50H181ZM181 51H180V52H181ZM246 51H247V50H246ZM63 52H64V51H63ZM65 52H66V51H65ZM102 52H103V51H102ZM104 52H105V51H104ZM136 52H137V51H136ZM136 52H135V53H136ZM177 52H178V51H177ZM186 52H187V51H186ZM192 52H193V51H192ZM242 52H243V51H242ZM1 53L3 54V52H1ZM6 53H7V52H6ZM99 53H100V55H101V52H98V53H96V54L99 55ZM112 53H115V51L112 52ZM126 53H127V52H126ZM126 53H124V54H126ZM137 53H138V52H137ZM140 53H141V52H140ZM153 53H154V52H153ZM183 53H184V52H183ZM193 53H194V52H193ZM2 54H1V55H2ZM45 54H46V53H45ZM115 54H117V53H115ZM121 54H122V53H121ZM1 55H0V57H1ZM47 55H48V54H47ZM100 55H99V56H100ZM102 55H104V53H102ZM127 55H128V54H127ZM127 55H126V56H127ZM137 55H138V54H137ZM155 55H156V53H155ZM167 55H168V52H167ZM244 55H245V54H244ZM21 56H22V55H21ZM105 56H106V54H105ZM128 56H129V55H128ZM157 56H158V55H157ZM188 56H189V55H188ZM191 56H192V55H191ZM2 57H3V55H2ZM6 57H7V56H6ZM9 57H10V55H9ZM46 57H47V56H46ZM48 57H50V56L48 55ZM107 57H108V56H107ZM123 57H124V56H123ZM132 57H133V56H132ZM153 57H154V55H153ZM181 57H182V58H181ZM3 58H4V57H3ZM10 58H11V57H10ZM16 58H17V57H16ZM39 58H41V57H39ZM66 58H68V57H66ZM97 58H98V56H97ZM105 58H106V57H105ZM109 58H110V57H109ZM109 58H108V60H109ZM111 58H112V57H111ZM126 58H127V57H126ZM130 58H131V57H130ZM133 58H135V57H133ZM151 58H152V57H151ZM179 58H180V59H179ZM189 58H190V57H189ZM56 59H57V58H56ZM56 59H55V60H56ZM59 59H60V58L58 57L57 60H59ZM70 59H71V57H70ZM73 59H74V58H73ZM146 59H147V58H146ZM148 59H150V56L148 57ZM6 60H7V59H6ZM8 60H9V59H8ZM57 60H56V61H57ZM64 60H65V59H64ZM64 60H63V61H64ZM66 60H67V59H66ZM77 60H78V59H77ZM98 60H100V57L98 58ZM105 60H106V59H105ZM132 60H135V59H132ZM142 60H143V59H142ZM151 60H152V59H151ZM184 60H185V58H184ZM3 61H4V60H3ZM46 61H47V60H46ZM59 61H60V60H59ZM136 61H137V60H136ZM136 61H135V62H136ZM139 61H140V60H139ZM146 61H147V60H146ZM47 62H48V61H47ZM47 62H46V63H47ZM49 62H50V61H49ZM49 62H48V63H49ZM67 62H68V61H67ZM67 62H66V63H67ZM77 62H78V61H77ZM79 62H80V61H79ZM102 62H104V60H103ZM105 62H106V61H105ZM111 62H112V61H111ZM157 62H158V61H157ZM163 62H164V61H163ZM4 63H5V62H4ZM36 63H37V62H36ZM36 63H35L34 65H36ZM48 63H47V64H48ZM55 63H56V62H55ZM60 63H61V61H60ZM60 63H58L57 67H59V64H60ZM73 63H74V62H73ZM136 63H137V62H136ZM152 63H153V62H152ZM158 63H159V62H158ZM216 63H217V64H216ZM259 63H260V64H259ZM7 64H8V63H7ZM21 64H22V63H21ZM62 64H63V63H62ZM104 64H105V63H104ZM106 64H108V63L106 62ZM109 64H110V62H109ZM140 64H141V63H140ZM161 64H162V63H161ZM5 65H6V64H5ZM17 65H18V64H17ZM39 65H40V64H39ZM49 65H50L49 67H51V64H49ZM75 65H76V64H75ZM138 65H139V64H137L136 66L138 67ZM225 65H224V68H227V67H225ZM262 65L264 66L263 63H262ZM19 66H20V65H19ZM44 66L46 67L45 63H44ZM70 66H73V64L71 63ZM112 66H113V65H112ZM121 66H122V65H121ZM140 66H142V65H140ZM7 67L9 68V65H7ZM33 67H34V66H33ZM42 67H43V66L38 67V68H42ZM49 67H48V68H49ZM80 67H81V66H80ZM208 67H210V66H208ZM259 67H260V68H259ZM0 68H1V67H0ZM35 68H36V67H35ZM35 68H34V69H35ZM78 68H79V67H78ZM87 68H89V67L87 66ZM203 68H202V69H203ZM210 68H211V69H210ZM210 68H208V70H209V71H210V70L212 71L213 67L211 66ZM214 68H217V67L214 66ZM219 68H220V67H219ZM224 68H222V69H224ZM56 69H59V68H56ZM67 69H68V67H67ZM67 69H65V70H67ZM70 69H71V68H70ZM89 69H90V68H89ZM91 69H92V68H91ZM202 69H200V70L203 71ZM222 69H221V70H222ZM227 69H228V68H227ZM60 70H61V68H60ZM60 70H59V71H60ZM78 70H79V69H78ZM111 70H112V69H111ZM200 70H198V74L201 73ZM205 70H206V69H205ZM228 70H229V69H228ZM55 71H56V70H55ZM59 71L57 70L58 73H59ZM63 71H64V70H61V74H63V73L65 72L64 75H67V74H66L67 71H64V72H63ZM80 71H81V70H80ZM95 71H96V70H95ZM97 71H98V70H97ZM150 71H151V72H150ZM199 71H200V72H199ZM211 71H210V72H211ZM213 71H214V69H213ZM215 71H216V70H215ZM219 71H220V70H219ZM263 71H264V69L262 70V72H263ZM47 72H49V71H47ZM57 72H56V73H57ZM62 72H63V73H62ZM82 72H83V71H82ZM146 72H147V71H146ZM146 72H145V73H146ZM206 72H207V71H206ZM226 72H227V70H226ZM49 73H50V72H49ZM53 73H54V72L51 71V73H50L49 75H51V74H53ZM196 73H197V72H196ZM216 73H218V72H216ZM223 73H224V72H223ZM223 73H222V74H223ZM59 74H60V73H59ZM113 74H114V73H113ZM122 74H123V73H122ZM194 74H195V73H194ZM204 74H205V71H204ZM213 74H215V72H214ZM213 74L210 75V78H211V76H213ZM219 74H220L221 76H219ZM219 74H218V76L216 77V79H217L218 77H221V78H222V74H221V73H219ZM227 74L229 75V74H231V73H230V72H229V73L227 72ZM232 74H234V73H232ZM55 75H56V74H55ZM55 75H54V76H55ZM81 75H82V74H81ZM93 75H95V74H93ZM117 75H118V74H117ZM152 75H151L150 77H152ZM192 75H193V74H192ZM195 75H196V77H197V74H195ZM205 75H207V74H205ZM216 75H217V74H216ZM216 75H214V76H216ZM224 75H226V74H224ZM228 75H226V76L228 77ZM5 76H6V75H5ZM47 76H48V75H47ZM89 76H90V75H89ZM137 76H138V75H137ZM154 76H155V75H154ZM158 76H161V75H158ZM193 76H194V75H193ZM202 76H204V75H202ZM48 77H50V76H48ZM64 77H65V76H64ZM64 77H63V78H64ZM131 77H132V76H131ZM143 77H144V76H143ZM145 77H148V76H145ZM194 77H195V76H194ZM204 77H205V76H204ZM204 77H203V78H204ZM229 77H230V76H229ZM234 77H235V75H234ZM153 78H154V77H153ZM156 78L159 79L158 77H156ZM156 78H155V81H156ZM205 78H206V77H205ZM205 78L201 80L200 77H199V81H200V80H201L200 82H202L203 80L205 81ZM208 78H209V77H208ZM224 78L226 79V77H224ZM232 78H233V76H232ZM251 78H252V77H251ZM251 78H250V79H251ZM49 79H50V78H49ZM49 79H47V80H49ZM64 79H65V78H64ZM66 79H67V77H66ZM131 79H132V78H131ZM144 79H146V78H144ZM148 79H149V77L147 78V80H148ZM162 79H163V77L161 78V80H162ZM195 79H196V78H195ZM195 79H192V80H195ZM214 79H215V77H214ZM218 79H219V78H218ZM225 79H224V80H225ZM230 79H231V78H230ZM161 80H159L158 82H161ZM163 80H165V78H164ZM163 80H162V83H163ZM189 80H190V79H189ZM207 80H208V79H206L205 82H207ZM226 80L229 81V79H226ZM240 80L238 81V83H240ZM246 80H247V79H246ZM82 81H83V80H82ZM97 81H98V80H97ZM97 81H96V82H97ZM149 81H151V80L149 79ZM181 81H182V80H181ZM187 81H188V80H187ZM195 81H197V80H195ZM195 81H192V82H194L193 84H196ZM216 81H218V80H216ZM216 81H215V83H213V84H216V83H217V85H220V84H218V82H216ZM222 81H223V80H222ZM46 82H48V81H46ZM59 82H60V81H59ZM69 82H70V83H74V82H71V81H69ZM99 82H101V81H99ZM158 82L156 81L155 84L158 85ZM167 82H165V83L167 84ZM179 82H180V81H179ZM209 82H210V81H209ZM220 82H221V81H220ZM235 82H236V81H235ZM55 83H56V82H55ZM126 83H127V82H126ZM152 83H153V82H151V84H152ZM172 83H171V84H172ZM198 83H199V82H198ZM211 83H212V82H211ZM236 83H237V82H236ZM238 83H237V84H238ZM61 84H63V83H60V85H61ZM66 84H67V83H66ZM78 84H79V83H78ZM87 84H88V87H89L90 85L92 86L93 83H91V84H90V83H87ZM89 84H90V85H89ZM94 84H95V83H94ZM94 84H93V85H94ZM98 84H99V83H98ZM98 84H97V85H98ZM102 84H103V82H102ZM104 84L106 85V83H104ZM128 84H129V83H128ZM130 84H131V83H130ZM155 84L153 83V84L151 85V87L153 88V90L157 89L158 86H160V85H158V86H156V88L154 89L155 86L153 87V85H155ZM159 84H160V83H159ZM171 84H169L170 87H172ZM180 84H182V83L180 82ZM222 84H224V82H223ZM222 84H221V85H222ZM225 84H226V81H225ZM227 84H228V82H227ZM232 84H234V82H233ZM63 85H64V84H63ZM67 85H68V84H67ZM67 85H66V86H67ZM71 85H72V84H71ZM82 85L85 86V84H82V83H81V86H82ZM118 85H119V84H118ZM162 85H164V83H163ZM162 85H161V87H162ZM174 85H175V84H174ZM174 85H173V86H174ZM176 85H177V84H176ZM196 85H197V84H196ZM200 85H205V84H200ZM210 85H211V84H210ZM228 85H229V84H228ZM228 85H227V87H229ZM235 85H236V84H235ZM66 86H65V90L68 89ZM69 86H70V85H69ZM83 86H82V87H83ZM98 86H99V85H98ZM107 86H108V85H107ZM116 86H117V85H116ZM131 86H132V85H131ZM165 86H167V85H165ZM190 86L195 87V89H192V87H190V89L188 88L187 90H189V91H188V92L185 91L186 96H189V94H190V96H191V93L193 92L192 90H197V91L200 90V89H198V88L196 89L197 86H195V85H190ZM205 86H206V85H205ZM205 86H204V87H205ZM222 86H224V85H222ZM233 86H234V85H233ZM62 87H64V86H62ZM71 87H72V88H71V90H72V89H73V86H71ZM77 87H78V86H77ZM77 87H76V88H77ZM79 87H80V86H79ZM94 87H96V84H95ZM94 87H93V88H94ZM99 87H102V85L99 86ZM180 87H181V86H180ZM201 87H202V86H201ZM209 87H211V86H209ZM216 87H217V86H216ZM216 87H215V89H218L217 91H219V87H218V88H216ZM220 87H221V86H220ZM225 87H226V85H225L224 87H222V88H225ZM235 87H236V86H235ZM13 88H14V87H13ZM56 88H57V87H56ZM66 88H67V89H66ZM76 88H75V89H76ZM105 88H106V87H105ZM107 88H108V87H107ZM107 88H106V89H107ZM109 88H110V86H109ZM173 88H175V86H174ZM178 88H179V87H178ZM181 88H182V89H181ZM181 88H179V91H180V89L183 90L184 86H182ZM205 88H206V89L201 88L200 91L202 92V89H204L203 91H208V90H210V89L207 90L208 86L205 87ZM229 88H230V87H229ZM229 88H228V89H229ZM263 88H264V87H263ZM263 88H262L261 90H263ZM40 89H41V88H40ZM44 89H45L46 92L48 91V88H47V90H46V88H44ZM69 89H70V88H69ZM69 89H68V90H69ZM75 89H74V90H75ZM84 89H85V88H84ZM89 89H90V88H89ZM95 89H96V88H95ZM112 89H114V88H112ZM164 89H165V87H164ZM184 89H185V88H184ZM225 89H226V88H225ZM228 89H226L227 92H230V91H228ZM232 89H233V88H232ZM236 89L239 90L240 87H239V88L236 87ZM42 90H43V89H42ZM58 90L62 92L61 89H58ZM79 90H81V88H80ZM79 90H78V92H82V91H79ZM82 90H83V89H82ZM91 90H92V89H91ZM108 90H109V89H108ZM108 90H106V91H108ZM115 90H116V89H115ZM139 90H140V89H139ZM168 90H169V88H168ZM168 90H167V91H168ZM174 90H175V89H174ZM176 90H177V89H176ZM176 90H175V91H176ZM226 90H225V91H226ZM233 90H234V89H233ZM242 90H244V89L242 88ZM242 90H240V92H243ZM43 91H44V90H43ZM45 91H44V92H45ZM83 91H85V90H83ZM89 91H90V90H89ZM94 91H95V90H93L92 93H94ZM135 91H136V90H135ZM135 91H134V92H135ZM142 91H143V90H142ZM158 91H159V89H158ZM163 91H164V90H163ZM169 91H170V90H169ZM175 91H173V93H174ZM177 91H178V90H177ZM191 91H192V92H191ZM225 91H224V93H225ZM245 91H247V90H245ZM245 91H244L243 93H245ZM61 92H60V93H61ZM64 92H65V94L67 95V91H64ZM64 92H62V93H64ZM70 92H71V91H70ZM73 92L76 93V92H77V89H76V92H75V91H73ZM87 92H88V91H87ZM115 92H116V91H115ZM164 92H166V89H165ZM164 92H163V94L160 93V97H161V95H162V96H163V95H166V94H164ZM171 92H172V91H171ZM182 92H183V91H182ZM189 92H190V93H189ZM201 92H199L200 95L203 94V93H205V92H202V93H201ZM232 92H233V91H232ZM232 92H230V93H232ZM236 92H237V91H236ZM238 92H239V91H238ZM256 92H255L254 94H256ZM261 92H263V91H261ZM83 93H84V92H83ZM89 93H90V92H89ZM106 93H107V92H106ZM113 93H114V92L112 91L111 94H109V93L105 94V95H108V96H105L104 94H103L102 96H105V97H111L110 95H112ZM135 93H136V92H135ZM140 93H141V92H139V94H140ZM144 93H145V92H144ZM155 93H157V92H155ZM166 93H167L166 96H168L169 93H168V92H166ZM176 93H178V92H176ZM185 93H183V94H185ZM188 93H189V94H188ZM196 93H197V92H196ZM196 93L194 92L195 95H194V94H193V95L196 96ZM216 93H217V94H218V93L220 94L221 91L216 92ZM216 93H215V94H216ZM233 93H234V92H233ZM68 94H69V96L71 97L72 95H70V94H73V93H69V92H68ZM77 94H78V93H76V95H77ZM84 94H87V93L85 92ZM97 94H98V93H97ZM97 94L94 93V95H97ZM131 94H133V92L130 93V94H128V95H129V98H130ZM158 94H159V93H158ZM158 94H157V95H158ZM187 94H188V95H187ZM199 94H198V95H199ZM207 94H209V93H207ZM215 94H214V96H215ZM227 94H228V93H227ZM237 94H239V93L232 94V97L235 96V95H237ZM250 94H251V93H250ZM254 94H252L253 97H255V96L257 97V95L254 96ZM257 94L259 95V93H257ZM58 95H59V96H63L64 94H63V95L58 94ZM76 95H74V96L76 97ZM94 95H93V96H94ZM113 95L116 96L115 94H113ZM113 95H112V97H113ZM121 95H122V94H121ZM121 95H120V97H122ZM124 95H125V94H124ZM128 95H126V96H128ZM135 95H136V94H135ZM140 95L142 96V94H140ZM175 95H176V94H175ZM220 95H222V93H221ZM239 95H241V94H239ZM239 95H238V96H239ZM252 95H250V96H252ZM261 95H264V94L261 93L260 96H261ZM69 96H68V97H69ZM74 96L72 97V100L74 99ZM93 96H91V97L93 98ZM117 96H118V95H117ZM117 96H116V97H117ZM143 96H144V95H143ZM154 96H155V95H153V97H154ZM177 96H178V95H177ZM205 96H206V95H205ZM217 96H218V95H217ZM223 96H224V98H225V94H224ZM35 97H38V96L36 95ZM89 97H90V96H89ZM94 97L96 98V96H94ZM97 97H99V96H97ZM112 97H111V98H112ZM116 97H115V98H116ZM124 97H125V96H124ZM138 97H139V96H138ZM164 97H165V96H164ZM169 97H170V95L168 96V98H169ZM172 97H174L173 94H172L170 100H172ZM175 97H176V96H175ZM181 97H182V96H181ZM184 97H185V95H184ZM206 97H207V96H206ZM219 97H220V96H219ZM221 97H222V96H221ZM230 97H231V96H230ZM232 97H231V99H232ZM235 97H236V96H235ZM245 97H246V96H245ZM263 97H264V96H263ZM263 97H262V99H264ZM61 98H62V97H61ZM66 98H67V97H66ZM66 98H64V99H66ZM80 98H81V97H80ZM80 98H77V99H80ZM100 98H101L102 100L106 99V98H104V97H100ZM103 98H104V99H103ZM126 98H127V97H126ZM134 98H135V97H134ZM134 98H133V99H134ZM136 98H137V97H136ZM151 98H152V97H151ZM155 98H156V97H155ZM155 98H154V99H155ZM158 98H159V96H157V99H158ZM185 98L187 99V97H185ZM185 98H184V100H185ZM191 98H192V96H191ZM193 98H195V97H193ZM199 98H200V97H196V99L194 100L195 102H194L193 105H195V103L198 102ZM207 98H208V97H207ZM216 98H218V97H216ZM224 98H222L223 101H224ZM236 98H237V97H236ZM239 98H240V96H239ZM242 98H244V97H241V98H240V99L243 101ZM246 98L248 99V97H246ZM246 98H245V99H246ZM260 98H261V97H260ZM260 98H258V99H260ZM33 99L35 100V98H33ZM68 99H69V98H68ZM96 99H97V98H96ZM96 99L94 100L95 102H96ZM109 99H110V98H109ZM116 99H117V98H116ZM118 99H120L119 96H118ZM122 99H123V98H122ZM127 99H128V98H127ZM127 99H126V100H127ZM131 99H132V96H131ZM145 99H146V98H145ZM145 99H144V98L141 99L142 102H144ZM173 99H174V98H173ZM176 99H178V98L176 97ZM208 99H209V98H208ZM214 99H215V98H213V100H214ZM228 99H230V98H228ZM231 99H230V100H231ZM233 99H234V98H233ZM247 99H246V101H247ZM253 99H254V98H253ZM255 99H257V98H255ZM255 99H254V100H255ZM28 100H31V99L28 98ZM72 100H70V101H72ZM99 100H100V99H98L97 102H98ZM102 100H101V101H102ZM106 100H107V99H106ZM112 100H113V98H112ZM112 100H111V101H112ZM114 100H115V99H114ZM123 100H124V99H123ZM128 100L130 101V99H128ZM135 100H136V99H135ZM141 100L138 101V104H137V103H136V104L139 105V102H141ZM168 100H169V99H168ZM191 100H192V99H190V101H191ZM196 100H197V101H196ZM219 100H221V98H220ZM222 100H221V101H222ZM234 100H235V99H234ZM249 100H250V99H249ZM249 100H248V101H249ZM254 100H253V102H250V103H254ZM94 101H93V103H94ZM115 101H117V100H115ZM146 101L148 102L149 99L146 100ZM146 101H145V103H146ZM154 101H156V100H154ZM162 101H163V99H162ZM172 101H174V100H172ZM172 101H171V102H172ZM186 101H187V100H186ZM190 101H189V103H190ZM214 101H215V100H214ZM227 101H228V100H227ZM231 101H233V100H231ZM235 101H237V100H235ZM235 101H234V102H235ZM251 101H252V99H251ZM260 101H261V99H260ZM28 102H29V101H28ZM28 102H27V103H28ZM35 102H36V101H35ZM88 102H89V101H88ZM99 102H100V101H99ZM108 102H109V101H108ZM108 102H107V103H108ZM112 102H113V101H112ZM174 102H175V101H174ZM174 102H172V103H174ZM179 102H180V100H179ZM182 102H183L182 105L184 106V105H185V104H184V101L182 100L180 103H182ZM187 102H188V101H187ZM187 102H185V103H187ZM228 102H229V101H228ZM239 102H240V101H239ZM243 102H244V101H243ZM255 102L258 103L257 101H255ZM29 103H30V102H29ZM47 103H48V102H47ZM71 103H72V102H71ZM71 103H70V104H71ZM73 103H75V102L73 101ZM102 103H104V102L102 101L101 104H102ZM107 103H106V101H105L104 105L106 104V106H104V108H102V109H103V110L106 109L105 112H107V113L110 115V113H112V112L110 111V110H111L110 108H109L110 110H108V106H109V105L107 106ZM110 103H111V102H110ZM122 103H123V102H122ZM149 103H150V107H151V105H153V104H152V101L149 102ZM149 103H148V105H149ZM159 103H160V101H159ZM180 103H179V104H180ZM218 103H219V101H218ZM222 103L225 104L226 102H222ZM222 103H221V104H222ZM248 103H249V102H248ZM259 103H260V102H259ZM262 103H263V102H262ZM43 104H44V103H43ZM82 104H83V103H82ZM90 104H91V103H90ZM96 104H97V103H96ZM101 104H100V106H101ZM119 104L122 105V104L119 102V103L117 104V106H118ZM127 104H128V103H127ZM168 104H169V102H168ZM196 104H198V103H196ZM215 104H216V103H215ZM215 104H214V105H215ZM224 104H223V105H224ZM241 104H242V103H241ZM24 105H25V104H24ZM49 105H51V104H49ZM76 105H77V104H76ZM102 105H103V104H102ZM125 105H126V104H125ZM128 105H129V104H128ZM141 105H142V104H141ZM171 105H172L171 107H175L176 110H177V108L179 107V106L177 107V104L174 105V106H173V104H171ZM182 105H180V107H181ZM226 105H227V103H226ZM239 105H240V103H239ZM242 105H243V106H241V107H244L245 104L243 103ZM249 105H251V104H249ZM257 105L260 106V104H257ZM261 105H262V104H261ZM45 106H47L46 103H45V105H44L43 107H45ZM70 106H71V105H69V107H70ZM78 106H79V105H78ZM92 106H93V104H92ZM96 106H97V105H96ZM115 106H116V105H115ZM123 106H124V105H123ZM123 106H122V107H123ZM130 106H132V105L130 104ZM154 106H155V105H153V108H154ZM183 106H182V107H183ZM196 106H197V105H196ZM246 106H247V105H246ZM109 107L113 108L112 106H109ZM119 107H120V106H119ZM126 107H127V106H126ZM128 107H129V106H128ZM128 107H127V108H128ZM155 107H156V106H155ZM161 107H163V104H162ZM164 107H165V106H164ZM180 107L178 108V110L180 109ZM224 107H225V106H224ZM241 107H240V108H241ZM34 108H35V107H34ZM34 108H33V109H34ZM67 108H68V106H67ZM73 108H74V107H73ZM75 108H76V109H79L78 107H75ZM81 108H82V106H81ZM123 108H124V107H123ZM134 108H135V107H134ZM134 108H133V109H134ZM139 108H140V110H141V107H138V109L135 108L134 110L137 109L136 112L138 111V113H141V114H138V113H137V114L141 116V115H143L142 113H143L144 111L142 110L143 112H142V111L139 112ZM145 108H147V107L145 106ZM145 108L142 107V109H144V110H145ZM167 108H168V107H167ZM186 108H187V107H186ZM195 108H196V107H195ZM215 108H216V107H215ZM221 108H222V107H221ZM221 108H220V109H221ZM258 108H259V109H258ZM71 109H72V108H71ZM115 109H116V108H115ZM115 109L113 108V110H115ZM128 109H129V108H128ZM147 109H149V108H147ZM160 109H161V108H160ZM163 109H164V108H163ZM169 109H171V108H169ZM182 109H184V107H183ZM190 109H194V106H193V108L190 106ZM237 109H239V108H237ZM237 109H236V111H237ZM244 109H245V108H243L242 110H244ZM248 109H251V110H252V109H254V108H252V107L249 108V107H248ZM255 109H256V110H257V109L260 110V109H262V106H261V108H260V107H256ZM42 110H43V109H42ZM79 110L81 111V109H79ZM107 110L110 111V113H109ZM121 110H122V109H121ZM134 110H133V112H134ZM153 110H154V109H153ZM153 110H152V111H153ZM156 110L159 111V109L156 108L155 111H153V112H157ZM171 110H172V109H171ZM239 110H240V109H239ZM239 110H238V111H239ZM242 110H241V111H242ZM251 110H250V111H251ZM33 111H34V110H33ZM43 111H44V110H43ZM70 111H71V110H70ZM72 111L76 112L77 110L74 109V110H72ZM123 111L126 112V110H123ZM131 111H132V110H130V111L128 110V111L126 112V113H128V114H125V115H129V113H131ZM162 111H164V110L161 109L160 113H161ZM172 111H173V110H172ZM39 112H40V111H39ZM85 112H86V111H85ZM105 112H103L104 115H107V114H105ZM133 112L131 113V115L133 114ZM146 112H147V111H146ZM165 112H166V109H165ZM168 112H169L170 114H172L170 111H168ZM168 112H167V113H168ZM177 112H178V111H177ZM177 112H175V113H177ZM217 112H219V111L217 110ZM252 112H254V111H251V113H252ZM41 113H42V112H41ZM44 113H46V112H44ZM44 113H43V115H44ZM87 113L89 114V112H87ZM113 113H114V112H113ZM134 113H135V112H134ZM157 113L159 114V112H157ZM163 113H164V112H163ZM169 113H168V114H169ZM195 113H196V111L193 112V114H195ZM221 113H222V112H221ZM230 113H231V112H230ZM230 113H229V114H230ZM238 113H239V112H238ZM247 113H248V112H247ZM254 113H255V112H254ZM29 114H30V113H29ZM48 114H49V113L47 112V115H48ZM73 114H74V113H73ZM75 114H76V113H75ZM75 114H74V115H75ZM78 114H80V115H78ZM81 114H82V111L79 112V113H78V111H77V114L75 115L76 118L74 117V119H75V120H76V119L79 120L80 116H81V117L83 116V115H81ZM114 114H115V113H114ZM116 114H117V113H116ZM116 114H115V115H116ZM144 114H145V113H144ZM148 114H149V113H148ZM161 114H162V113H161ZM168 114H166L167 117H168ZM179 114H180V113H179ZM190 114H191V113H190ZM222 114H223V113H222ZM240 114H241V112H240ZM244 114H245V113H244ZM248 114H249V113H248ZM261 114H262V112H261ZM263 114H264V112H263ZM41 115H42V114H41ZM47 115H45V116H47ZM67 115H68V114H67ZM74 115H73V116H74ZM77 115L79 116V118H77ZM89 115H90V114H89ZM102 115H103V114H102ZM112 115H113V114H111V116H112ZM118 115H119V114H118ZM118 115H117V116H118ZM131 115H130V116H131ZM134 115H136V113L133 114L132 117H134ZM156 115H157V114H156ZM163 115H164V114H163ZM196 115H197V114H196ZM236 115H237V114H235V116H236ZM254 115H255V114H254ZM254 115H253V116H254ZM54 116H55V115H54ZM65 116H66V115H65ZM68 116H69V115H68ZM68 116H67V117H68ZM87 116H88V115H87ZM130 116H128V117H130ZM145 116H147V113H146V115H144L143 117H145ZM149 116H152V118H153L152 112H151V114H149ZM157 116H158V115H157ZM159 116H160V115H159ZM159 116H158V117H159ZM164 116H165V115H164ZM178 116H179V115H178ZM199 116H200V115H199ZM230 116H231V115H230ZM239 116H243V113H242V115H239ZM239 116H237V117H239ZM245 116H246V115H245ZM245 116H243V117H244L243 119L246 121ZM248 116H249V115H248ZM250 116H251V115H250ZM258 116H259V115H258ZM258 116L256 115L255 118H257ZM62 117H63V116H62ZM83 117H84V116H83ZM186 117H187V116H186ZM68 118H69V117H68ZM162 118H165V117H161V119L158 118L159 120H161L160 123L163 122V121H162ZM170 118H171V117H170ZM175 118H176V117H175ZM195 118H196V117H195ZM263 118H264V117H263ZM63 119H65V118L63 117ZM136 119H138V118H136ZM144 119H146V118H144ZM148 119H150V117H149ZM154 119H155V118H154ZM158 119H155V122H156V120H158ZM239 119H240V118H239ZM243 119H242V120H243ZM80 120H81V119H80ZM133 120H134V119H133ZM133 120H130V121L132 122ZM159 120H158V121H159ZM190 120H191V119H190ZM233 120H234V119H233ZM254 120H255V119H254ZM258 120H259L258 122L260 123V119H259V118H258ZM81 121H82V120H81ZM138 121L140 122L139 124H142L140 120H138ZM142 121H143V120H142ZM183 121H184V120H183ZM183 121H182V122H183ZM240 121H241V120H240ZM256 121H257V120H256ZM77 122H78V121H77ZM82 122H83V121H82ZM143 122H144V121H143ZM147 122H148V121H147ZM177 122H178V121H177ZM182 122H181V123H182ZM258 122H257V124H258ZM262 122H263V119H262ZM262 122H261V123H262ZM151 123H152V122H151ZM185 123H186V122L184 121V125H185ZM199 123H200V122H199ZM199 123H198V124H199ZM243 123H245V122H243ZM263 123H264V122H263ZM143 124H144V123H143ZM143 124H142V125H143ZM152 124H154V123H152ZM169 124H170V123H169ZM169 124H168V125H169ZM186 124H188V123H186ZM191 124H193V123L191 122ZM194 124H197V123H194ZM194 124H193V125H194ZM154 125H155V124H154ZM156 125H157V124H156ZM156 125H155V126H156ZM160 125H163V124L161 123ZM171 125H172V124H171ZM174 125H175V124H173L172 126H173V127L176 126L175 129H177V128L179 129L180 126H177V124H176L175 126H174ZM179 125H180V124H179ZM184 125H183V123L181 124V126H184ZM258 125H259V124H258ZM258 125H256V127H257ZM45 126H46V125H45ZM138 126H139V125H138ZM148 126H149V125H148ZM163 126H164V125H163ZM169 126H170V125H169ZM172 126H171V127H172ZM194 126H195V125H194ZM198 126H199V125H198ZM200 126H204V125H203V124H200ZM233 126H234V125H233ZM261 126H263V124H262ZM151 127H152V126H151ZM156 127H157V126H156ZM189 127H191L190 124H189ZM189 127L187 126V128H189ZM196 127H197V126H196ZM223 127H224V126H223ZM223 127L221 126L222 130H223ZM259 127H260V126H259ZM263 127H264V126H263ZM43 128H44V127H43ZM152 128H153V127H152ZM154 128H155V127H154ZM157 128H158V127H157ZM159 128H162V126H160ZM159 128H158V129H159ZM167 128H168V126H167ZM183 128H184V127H183ZM185 128H186V127H185ZM185 128H184V129H185ZM193 128H195V127H193ZM206 128H207V127H206ZM206 128L203 127V129H206ZM210 128H211V127H210ZM225 128H226V127H225ZM230 128H231V127H230ZM239 128H241V127H238V129H239ZM244 128H245V127L243 126V129H244ZM251 128H252V127H251ZM64 129H65V128H64ZM158 129H157V130H158ZM165 129H166V127H165ZM172 129H173V128H172ZM172 129H171V130H172ZM175 129H173V130H175ZM178 129H177V130H178ZM180 129H181V134H182V133L184 132V129H182V127H181ZM189 129H190V128H189ZM203 129H202V130H203ZM217 129H218V131L221 130V129H219V128H217ZM235 129H237L236 126H235ZM235 129H234V130H235ZM238 129H237V130H238ZM243 129L241 128V129H240V132H241V130H243ZM248 129H249V127H248ZM255 129H256V128H255ZM257 129H258V128H257ZM47 130H48V129H47ZM66 130H68V132H69L70 130H73V129H69V128H68V129H66ZM75 130H76V129H75ZM162 130H163V128H162ZM173 130H172V131H173ZM177 130H176V131H177ZM182 130H183V132H182ZM206 130H207V129H206ZM237 130H236V131H237ZM168 131H169V130H168ZM179 131H180V130H179ZM192 131H193V129H192ZM192 131H190V132H192ZM194 131H195V130H194ZM227 131H228V130H225V132H227ZM236 131L233 132L234 135H231L232 133H231L230 135H227L226 133H223V134H225V135L222 134L221 137H219L220 135H218V138H217V137H216V138H217L218 140H219V138H220L221 140L223 139L224 141H226V143L229 142V143H231V144H236V145H238V146H239V145H242V144H241V142H242L241 139H242V138H241L240 136L237 135L239 131H238V132H236ZM261 131H262V130H260V132H261ZM68 132H67V133H68ZM71 132H74V131H71ZM160 132H161V131H160ZM166 132H167V131H165V134H166ZM195 132H196V131H195ZM220 132H221V131H220ZM222 132H224V130H223ZM230 132H231V131H230ZM235 132H236V134H235ZM36 133H38V132H36ZM69 133H70V132H69ZM74 133H75V132H74ZM74 133H73V134H74ZM187 133H188V131H187ZM193 133H194V132H193ZM197 133H198V132H197ZM200 133H201V131H200ZM228 133H229V132H228ZM46 134H47V133H46ZM64 134H66V133H64ZM64 134H63V135H64ZM177 134H178V133H177ZM185 134H186V133H185ZM40 135H41V134H40ZM58 135H59V134H56V136H58ZM63 135H62V136H63ZM154 135H155V133H154ZM247 135H249V134H247ZM56 136H54V137H56ZM62 136H61V137H62ZM150 136H151V135H150ZM150 136H149V137H150ZM155 136H156V135H155ZM155 136H154V137H155ZM162 136H163V135H162ZM164 136L166 137V135H164ZM170 136H171V135L169 134V137H170ZM189 136H190V135H188L187 137H189ZM196 136H197V135H196ZM249 136H250V135H249ZM249 136H247V137H249ZM58 137H59V136H58ZM71 137H72V136H71ZM71 137H70V138H71ZM73 137H76V136L73 135ZM73 137H72V139H73ZM77 137H78V136H77ZM169 137H168V139H169ZM184 137H185V136H184ZM59 138H60V137H59ZM170 138H171V137H170ZM190 138H191V137H190ZM211 138H212V137H211ZM60 139H61V138H60ZM64 139H65V138H64ZM72 139H69V140H72ZM214 139H215V137H214ZM217 139L214 140V141H217V142H218ZM54 140H55V139H54ZM54 140H53V141H54ZM56 140H59V139H57V137H56ZM156 140H158V139H156ZM159 140L163 143V141H162L161 139H159ZM159 140H158V141H159ZM166 140H167V138H166ZM169 140H170V139H169ZM172 140H173V137H172V139H171L170 141H172ZM212 140H213V138H212ZM244 140H246V139H244ZM247 140H250V139L247 138ZM247 140H246V142H247ZM59 141H60V140H59ZM78 141H79V140H78ZM82 141H83V140H82ZM160 141H159V144H160ZM251 141L253 142V140H251ZM63 142H65V140H64ZM67 142H68V139H67ZM164 142H166L165 139H164ZM175 142L177 143V141H175ZM248 142H249V141H248ZM43 143H44V142H43ZM51 143H52V142H51ZM53 143H55V141H54ZM56 143H57V142H56ZM80 143H81V142H80ZM171 143H172V142H171ZM171 143H169V144H171ZM224 143H225V142H224ZM226 143H225V144H226ZM244 143H245V142H244ZM33 144H34V143H33ZM44 144H45V143H44ZM44 144H43V145H44ZM47 144H48V143H47ZM67 144H68V143H67ZM67 144H66V146H67ZM77 144H79V143H77ZM156 144H157V143H156ZM159 144H158V145H159ZM165 144H166V143H164V146H165ZM5 145H6V144H5ZM23 145H24V144H23ZM39 145H40V146H39ZM39 145H37V146H38L39 148H41V144H39ZM45 145H46V144H45ZM221 145H222V144H221ZM228 145H229V144H228ZM7 146H9V145H7ZM30 146H31V145H30ZM34 146H35V144H34ZM61 146H62V145H61ZM172 146H174V145H172ZM4 147H5V146H4ZM45 147H46V146H43V148H45ZM52 147H53V146H52ZM55 147H57V145H56ZM101 147H102V146H101ZM103 147H104V146H103ZM167 147H168V146H167ZM170 147H171V146H170ZM11 148H13V147H11ZM30 148H31V147H30ZM33 148H34V147H33ZM33 148H32V149H33ZM57 148H58V147H57ZM65 148H66V147H65ZM104 148H106V147H104ZM236 148H237V147H236ZM0 149H1V148H0ZM13 149H14V148H13ZM27 149H28V148H27ZM27 149H26V150H27ZM61 149H62V148H60V152L62 151ZM67 149H68V147H67ZM69 149H70V148H69ZM94 149H95V148H94ZM94 149H92V150H94ZM101 149H102V148H101ZM125 149H126V148H125ZM231 149H232V148H231ZM2 150H3V149H2ZM2 150H1V151H2ZM16 150H17V149H15V151H16ZM26 150H24V151L26 152ZM28 150H29V149H28ZM71 150H72V148H71ZM99 150H100V149H99ZM99 150H98V151H99ZM138 150H139V149H138ZM4 151H5V150H3V152H4ZM39 151H40V150H38V152H39ZM42 151H43V150H42ZM44 151H45V150H44ZM46 151H47V150H46ZM49 151H51V150H49ZM103 151H104V150H103ZM122 151H123V150H122ZM238 151H239V150H238ZM7 152H8V150H7ZM10 152H11V154H12V153L14 154V152H12L11 150H10ZM19 152H20V151H19ZM47 152H48V151H47ZM95 152H97V151H95ZM106 152H107V151H106ZM108 152H109V151H108ZM116 152H119V151H116ZM116 152H115V153H116ZM124 152H127V151H124ZM124 152H123V153H124ZM8 153H9V152H8ZM20 153H22V152H20ZM52 153H53V150H52ZM67 153H68V152H67ZM67 153H66V154H67ZM110 153H111V152H109L108 155H110ZM123 153L121 152V154H123ZM2 154H3V153H1V155H2ZM11 154H10V155H11ZM37 154H38V153H37ZM40 154H41V153H40ZM60 154H61V153H60ZM106 154H107V153H106ZM111 154H112V153H111ZM10 155L8 154V156H10ZM14 155H15V154H14ZM47 155H48V154H47ZM56 155H59L58 152H57L56 154H54L53 156H56ZM97 155H98V154H97ZM117 155H118V154H117ZM124 155H125V153H124ZM187 155H188V154H187ZM190 155H191V153H190ZM2 156H3V155H2ZM6 156H7V155H6ZM8 156H7V157H8ZM17 156H18V155H17ZM59 156H60V159H61V156L64 157L63 155H59ZM59 156H58V157H59ZM111 156L114 157L115 155H111ZM11 157H12V156H11ZM120 157H121V156H120ZM139 157H140V156H139ZM139 157H138V158H139ZM186 157H188V156H186ZM186 157H185V158H186ZM8 158H9V157H8ZM14 158H15V157H14ZM16 158H17V157H16ZM185 158H183V160H187V161H188V159H187V158L185 159ZM10 159H11V158H10ZM46 159H47V157H46ZM63 159H64V158H63ZM63 159H62V160H63ZM104 159H105V158H104ZM125 159H126V158H125ZM0 160H1V159H0ZM13 160H14V159H13ZM40 160H41V159H40ZM67 160H69V159H67ZM67 160H66V161H67ZM63 161L65 162V160H63ZM73 161L75 162V160H73ZM101 161H102V160H101ZM107 161L109 162V159H108ZM118 161H119V160H118ZM120 161H121V160H120ZM98 162H99V161H98ZM102 162H104V160H103ZM110 162H111V163H110ZM110 162H109V163L112 164V160H110ZM122 162H124V160H123ZM182 162H183V161H182ZM185 162H186V161H185ZM44 163H45V162H44ZM61 163H62V162H61ZM105 163H106V162H105ZM109 163H108V164H109ZM114 163H115V162H114ZM116 163H117V162H116ZM120 163H121V162H120ZM120 163H119V164H120ZM183 163H184V162H183ZM28 164H29V163H28ZM36 164H37V163H36ZM82 164H83V163H82ZM91 164H92V163H91ZM47 165H48V164H47ZM61 165H62V164H61ZM83 165H84V164H83ZM152 165H153V164H152ZM80 166H81V165H80ZM104 166H106V165H104ZM104 166H102V167H103L102 169H104ZM110 166H112V165H110ZM115 166H116V165H115ZM119 166H120V165H119ZM163 166H165V165H163ZM171 166H172V165H171ZM187 166H188V165H187ZM82 167H83V166H82ZM107 167H109V166H107ZM125 167H126V166H125ZM125 167H120V169H121V168L123 169V168H125ZM169 167H170V166L168 165V168H169ZM184 167H185V166H184ZM61 168H62V166H61ZM95 169H96V168H95ZM102 169L99 170L100 173L102 172ZM109 169H110L109 171L111 172V168H109ZM113 169H116V168H113ZM118 169H119V167H118ZM118 169H117V170H118ZM122 169H121L120 172H122ZM126 169H127V167H126ZM161 169H162V168H161ZM161 169H160V171H161ZM163 169H164V171L166 172V170H167V169H166V166H165V168H163ZM163 169H162V172H164ZM165 169H166V170H165ZM123 170H125V169H123ZM127 170H128V169H127ZM103 171H104V170H103ZM105 171H107L106 167H105ZM105 171H104V172H105ZM125 171H126V170H125ZM127 172H128V171H127ZM127 172H126V173H127ZM130 172H132V171H130ZM111 173H112V172H111ZM111 173L109 174L108 171H107V174H109V175H108V178H107L108 180L112 179V178L109 177L110 175L112 176ZM114 173H115V172H114ZM132 173H133V172H132ZM115 174H118V173H115ZM122 174H124V173H122ZM167 174H168V172H167ZM118 175L120 176V174H118ZM138 175H139V174H138ZM169 175H170V174H169ZM115 176H116V175H114V177H115ZM131 176H132V175H131ZM167 176H168V175H167ZM114 177H113V178H114ZM122 177H125V176H122ZM126 177H127V176H126ZM132 177H133V176H132ZM170 177H171V176H170ZM115 178H116V177H115ZM116 179H117V178H116ZM132 179H133V178H132ZM129 180H130V179L128 178V182H129ZM133 180H134V179H133ZM133 180H132V181H133ZM186 180H187V179H185V181H186ZM65 181H66V180H65ZM110 181H111V180H110ZM112 181L115 183V181H114L113 179H112ZM122 181H123V180H122ZM130 181H131V180H130ZM67 182H68V181H67ZM128 182H126V183H127V186H129L130 183H131V182H130V183L128 184ZM133 182H134V181H133ZM65 183H66V182H65ZM114 183H113V184H114ZM134 183H135V182H134ZM134 183H132V185H137V182H136V184H134ZM113 184H112V185H113ZM118 184H119V183H118ZM122 184H123V182H122ZM181 184H182V183H181ZM125 185H126V184H125ZM125 185H124V186H125ZM118 186H119V185H118ZM127 186H125V187H127ZM137 186H138V185H137ZM35 187H39V186H36V185H35ZM113 187H114V185H113ZM110 188H112V187H110ZM127 188H128V187H127ZM127 188H125V189H127ZM131 188H133V189H131ZM131 188L129 187L128 189H131V191H134L135 188H134L133 186H132ZM186 188H187V187H186ZM39 189H40L41 191H42V190L45 191V188H44V189L38 188L37 190H35L36 195H37V193H41L40 191H38ZM112 189H113V188H112ZM114 189H115V188H114ZM177 189H178V188H177ZM177 189H176V191H177ZM115 190H116V189H115ZM115 190H114V193L116 192ZM137 190H138V189H137ZM142 190H143V188H142ZM181 190H182V189H181ZM183 190H184V189H183ZM33 191H34V190H33ZM36 191H38V192H36ZM46 191H47V189H46ZM95 191H96V190H95ZM127 191H128V190H127ZM131 191H129V192H131ZM170 191H172V190H170ZM42 192H43V191H42ZM51 192H52V191H51ZM88 192H90V191H88ZM88 192L86 191V193H88ZM111 192H112V190H111ZM118 192H119V190H118ZM120 192H121V190H120ZM123 192H124V190H123ZM137 192H138V191H137ZM139 192H140V191H139ZM181 192H182V191H181ZM45 193H46V192H45ZM57 193H58V192H55L56 195H57ZM92 193H93V191H92ZM112 193H113V192H112ZM114 193H113V194H114ZM127 193H128V192H127ZM154 193H155V192H154ZM156 193H157V192H156ZM167 193L170 194L169 191H168ZM167 193H166V194H167ZM177 193H178V192L175 193V196H176ZM216 193H217V192H216ZM47 194H49V193H47ZM47 194H46V195H47ZM51 194H53V193H50L49 196L57 197L55 194H53V195H55V196H53V195H51ZM62 194H63V197H65V196H64V193H62ZM66 194H67V193H66ZM97 194H98V193H97ZM101 194H102V193H101ZM116 194H118V193H116ZM123 194H124V193H123ZM178 194H180V192H179ZM184 194L186 195L187 193H185V191H184ZM184 194H183V195H184ZM36 195H35V197L37 198ZM58 195H59V194H58ZM91 195H92V194H91ZM110 195H112V194H110ZM120 195H121V193L119 194V196H120ZM137 195L139 196V193H138ZM137 195H136V196H137ZM156 195H157V194H155L154 197H155ZM185 195H184V196H185ZM208 195L210 196V194H208ZM208 195H207V196H208ZM44 196H45V195H44ZM88 196H89V195H88ZM98 196H99V194H98ZM98 196L95 195V198L98 197ZM114 196H116L117 198L119 197L118 195H114ZM114 196H113V198H114ZM138 196H137V197H138ZM140 196H142V194H141ZM140 196H139V197H140ZM180 196H182V194H180L179 197H178V196H177V197L180 198ZM205 196H206V194H205ZM211 196H213V194H212ZM227 196H228V195H227ZM26 197H27V196H26ZM26 197H25V198H26ZM29 197H30V196H29ZM46 197H47V196H46ZM60 197H61V195H59V198H60ZM68 197H69V196H68ZM68 197H67V198H68ZM101 197H104V196L102 195ZM101 197L99 198V201L102 199ZM106 197H107V196H105V198H106ZM109 197H110V196H109ZM111 197H112V196H111ZM116 197H115V198H116ZM128 197H129V195H128ZM128 197H127V199L124 197V198L126 199V201H128ZM130 197L133 198V196H131V195H130ZM134 197H135V196H134ZM167 197H168V195H167ZM172 197H173V196H172V194H171V199H174V197H173V198H172ZM177 197H176V198H177ZM25 198H24V199H25ZM32 198H33V197H31V199H32ZM36 198H35V199H36ZM44 198H45V197H44ZM44 198L39 196V200H38L39 202L37 201V205H38V206H42V205H44V203H45L46 201H43L44 203H43V204L41 203L42 205H40V202H42L41 199L43 200ZM47 198H50V197H47ZM47 198H46V200H48V201L50 202L51 199L49 200V199H47ZM120 198L123 199V196L121 195ZM120 198H119V199H120ZM132 198H131V200H133ZM161 198H162V197H161ZM176 198H175V199H176ZM188 198H189V197H188ZM198 198H199V197H198ZM198 198H196V199H198ZM211 198L213 199L214 197H211ZM215 198L217 199V201H218L219 199H221L220 196H219V199H218L217 195H216ZM35 199H34V200H35ZM37 199H38V198H37ZM37 199H36V200H37ZM52 199H55V198H52ZM60 199H61V198H60ZM68 199H70V198H68ZM107 199H108V198H107ZM157 199H158V198H157ZM169 199H170V198H169ZM171 199H170V201H171ZM175 199H174V201H175ZM186 199H187V198L185 197V200H186ZM26 200H27V199H26ZM57 200H59V199H57ZM108 200H109V199H108ZM110 200H112V199L110 198ZM114 200H115V199H114ZM120 200H121V199H120ZM131 200H129L128 202H130ZM162 200H165V199H162ZM177 200H179V199H177ZM177 200H176V201H177ZM180 200H181V198H180ZM185 200H181V202H184ZM214 200H215V199H214ZM221 200H223V199H221ZM229 200H230V199H229ZM229 200L227 201V203H228V202H231V201H229ZM231 200H232V199H231ZM21 201H22V200H21ZM21 201H20V202H21ZM29 201H30V199H29ZM31 201H33V200H31ZM51 201H52V200H51ZM61 201L63 202V201H66V200L61 199ZM68 201H69V200H68ZM68 201H67V202H68ZM96 201H97V200H96ZM141 201H143V200H141ZM186 201H187L186 204H188V203H189L188 201H190V200L187 199ZM193 201H194V200H193ZM195 201H196V200H195ZM198 201H199V200H198ZM217 201H215V203H216ZM223 201L226 202V200H223ZM15 202H16V201H15ZM15 202H13V203H15ZM49 202H46L45 205H47ZM106 202H107V201H106ZM108 202H109V201H108ZM112 202H113V201H112ZM154 202H155V201H154ZM156 202H158V203L160 204V200H159V201H156ZM161 202H162V201H161ZM167 202H169V201H167ZM167 202H166V200H165V203H167ZM178 202H179V201H178ZM13 203H12V204H13ZM24 203H25L24 205H26L28 202H27V203L24 202ZM38 203H39V204H38ZM64 203H65V202H63V204H64ZM130 203H131V202H130ZM133 203H136V202H133V201H132V206H133ZM142 203H143V202H142ZM170 203H172V202H170ZM184 203H185V202H184ZM191 203H192V202H191ZM197 203H198V202H195V203L193 202V205H192V204H190V205H191V206H194V204L196 205ZM199 203H200V202H199ZM227 203H226V205H227ZM18 204H19V203H18ZM22 204H23V202H22ZM65 204H67V203H65ZM146 204H148V203H146ZM150 204H151V203H150ZM155 204H156V203H155ZM167 204H168V203H167ZM178 204H179V203H178ZM178 204H177V206H178ZM181 204H183V203H181ZM181 204H180L179 206H181ZM221 204H222V203H221ZM233 204H234V203H233ZM260 204H261V203H260ZM13 205H14V204H13ZM27 205H28V204H27ZM45 205H44V206H45ZM48 205H49V206H48ZM48 205H47L48 207H51L53 204H51V206H50V204H48ZM67 205H68V204H67ZM137 205H139V207H140L141 202H140V203L138 202ZM137 205H136V206H137ZM144 205H145V203H144ZM169 205H170V204H168V206H169ZM217 205H218V204H217ZM217 205H216V206H217ZM224 205H225V203H224ZM238 205H239V204H238ZM28 206H29V205H28ZM35 206H36V204H35ZM44 206H43V208H44ZM73 206H74V205H73ZM106 206H107V207H106L105 209L103 208L105 211H106V209H107L108 211H110L109 209H111V207L114 208L113 205H112V206L110 205L111 207L108 208V206H109L108 203L106 204ZM126 206H127V205H126ZM134 206H135V205H134ZM134 206L132 207L133 209H135V207H136V206H135V207H134ZM153 206H154V205H153ZM159 206L161 207V205H159ZM168 206H166V208H167ZM171 206H172V204H171ZM171 206H169L168 209H171V208H172ZM179 206H178V208H179ZM184 206H187V205L184 204ZM188 206H189V205H188ZM191 206H189V207H191ZM218 206L221 207L220 205H218ZM218 206H217V207H218ZM236 206H237V205H236ZM239 206H240V205H239ZM239 206H238V207H239ZM241 206H243V205H241ZM26 207H27V206H26ZM48 207H47V208H48ZM53 207H54V205H53ZM130 207H131V205H130ZM141 207H142V205H141ZM162 207H163V206H162ZM170 207H171V208H170ZM174 207H175V205H174ZM217 207H216V208H217ZM232 207H234V206H232ZM258 207H259V206H258ZM127 208H128V206H127ZM132 208H131V209H132ZM137 208H138V206L136 207V209H135V211H134V214H135L136 211H138V212L140 213V211L142 210V209L140 208L141 210L139 211ZM142 208H144V207H142ZM148 208H150V207H148ZM216 208H214V209L216 210ZM230 208H231V207H230ZM230 208H228V209H230ZM236 208H237V207H236ZM246 208H247V207H246ZM260 208H261V207H260ZM45 209H46V207H45ZM49 209H50V208H49ZM70 209H71V208H70ZM70 209H69V210H70ZM103 209H102V210H103ZM129 209H130V208H129ZM133 209H132V210H133ZM195 209H197V208H195ZM223 209H225V208H223ZM226 209H227V208H226ZM233 209H234V208H233ZM233 209H232V211H233ZM237 209H238V208H237ZM237 209H236V211H237ZM114 210H116V209H114ZM144 210H146V209H144ZM162 210H164V209H162ZM172 210H173V209H172ZM180 210H181V209H180ZM180 210H178V211H180ZM182 210L184 211V209H182ZM199 210L201 211V209H199ZM215 210H214V211H211L210 213H212V212L217 213V211H220V209L217 210V211H215ZM234 210H235V209H234ZM241 210H242V208H241ZM247 210H248V209H247ZM71 211H72V210H71ZM71 211H70V212H71ZM108 211H107V215H108ZM111 211H113V210H111ZM111 211H110V212H111ZM147 211H148V209H147ZM147 211H146V212H147ZM164 211H165V210H164ZM164 211L162 212V211L160 210V212L163 213V214H162L163 216H164V213H165ZM166 211H167V210H166ZM175 211H176V210H175ZM192 211L194 212L193 209H192ZM197 211H198V210H196V212H197ZM222 211H223V210H222ZM228 211H229V210H228ZM244 211H245V210H244ZM244 211H243V212H244ZM110 212H109V213H110ZM115 212H116V211H115ZM115 212H113V213H115ZM124 212H125V211H124ZM132 212H133V211H132ZM155 212H156V211H155ZM186 212H188L189 215H191L189 210L186 211ZM203 212H207V211H204V210H203ZM234 212H235V211H234ZM247 212H248V211H247ZM30 213H31V212H30ZM33 213H34V210H33ZM71 213H72V212H71ZM98 213H100V212H98ZM153 213H154V212H153ZM176 213H177V212H176ZM194 213H195V212H194ZM201 213H202V212H201ZM207 213H209V212H207ZM214 213H212V214H214ZM240 213H242V212H240ZM67 214H68V213H67ZM110 214H111V213H110ZM110 214H109V215H110ZM121 214H123V212H121ZM125 214H126V213H125ZM125 214H124V216H125ZM141 214H142V213H141ZM180 214H181V212H180ZM182 214H183V212H182ZM199 214H200V213H199ZM205 214H206V213H205ZM247 214H248V213H247ZM250 214H251V213H250ZM82 215H83V214H82ZM113 215H114V217H115L116 214H113ZM129 215H131V212L129 213ZM132 215H133V214H132ZM136 215H137V212H136ZM136 215H134L135 218L137 217ZM144 215H146V214H144ZM171 215H172V214H171ZM175 215H176V214H175ZM187 215H188V214H187ZM193 215H194V214H193ZM193 215L190 216L189 221L191 220V218H192ZM202 215H203V214H202ZM208 215H209V214H207V216H208ZM218 215H219V214H218ZM233 215H234V214H233ZM236 215H237V213H236ZM260 215H261V214L256 215V216L258 217V218H257L258 220L261 218V217H259ZM110 216H111V215H110ZM122 216H123V215H122ZM122 216H121V217L116 216V217H117V218L119 217L118 219L121 218V220H122V218H124V220L127 219V218L125 219V217H122ZM138 216H140V214H138ZM146 216H147V215H146ZM146 216H145V217H146ZM165 216H167V214H166ZM172 216H173V215H172ZM179 216H180V215H179ZM196 216H198V215L196 214V215H195V218H196ZM213 216H215V215H213ZM225 216H227V214H226ZM240 216H241V215H240ZM240 216H239V217H240ZM249 216H250V215H249ZM249 216H248V217H249ZM114 217H112V218H114ZM142 217H143V216L141 215L140 218H142ZM145 217H143V218H145ZM177 217H178V216H177ZM181 217H182V216H181ZM185 217H186V216H185ZM205 217H206V215H205ZM215 217H216V216H215ZM215 217H214V218H215ZM220 217H222V216H219V218H220ZM223 217H224V216H223ZM245 217H247V216H245ZM129 218H130V217H129ZM129 218H128V219H129ZM132 218H133V217H132ZM138 218H139V217H138ZM195 218H192V219H194L193 221H194V223L196 224V222H195L196 219H195ZM208 218L210 219L209 216H208ZM208 218H207V219H208ZM214 218H212V219L214 220ZM228 218H230V217H228ZM234 218H235V217H234ZM250 218H251V217H250ZM118 219H115V221L118 220ZM175 219H176V218H175ZM181 219H183V217H182ZM181 219H180V220H181ZM184 219H185V218H184ZM197 219H199V218L197 217ZM200 219H201V218H200ZM200 219H199V220H200ZM212 219L209 220V221H210V222H213ZM216 219H217V218H216ZM216 219H215V220H216ZM232 219H233V218H232ZM232 219H231V221H232ZM236 219H237V217H236ZM236 219L233 220V221H236ZM245 219H247V218H245ZM257 219H256V220H257ZM111 220L113 221V219H111ZM121 220H120V221H121ZM170 220L172 221L173 218L171 217ZM170 220H169V223L172 224V223L170 222ZM242 220H244V219L242 218ZM248 220H249V218H248ZM251 220H254V217H253V219H251ZM251 220H250V221H251ZM256 220H254V221H256ZM261 220H262V218H261ZM263 220H264V219H263ZM263 220H262V222H263ZM120 221H116V222H119V223H120ZM126 221H127V220H126ZM173 221H174V220H173ZM181 221H182V220H181ZM183 221H184V220H183ZM201 221H202V220H201ZM201 221H200V222H201ZM209 221H208V223H209ZM228 221H229V220H228ZM228 221H227V222H228ZM231 221H229L230 224H231ZM233 221H232V222H233ZM238 221H239V220H238ZM121 222H122V221H121ZM128 222H129V221H128ZM184 222L186 223L187 221H184ZM215 222H216V221H215ZM229 222H228V225H230ZM251 222H252V221H251ZM251 222H250V223H251ZM257 222H258V221H257ZM259 222H260V221H259ZM259 222H258V223H259ZM136 223H137V222H136ZM157 223H158V222H157ZM169 223H168V225H169ZM197 223H199V221H197ZM206 223H207V222H206ZM213 223H214V222H213ZM213 223H212V224H213ZM224 223H225V221H224ZM239 223H240V222H239ZM246 223H247V222H246ZM260 223H261V222H260ZM123 224H124V223H122V225H123ZM134 224H135V222H134ZM161 224H163V223H161ZM174 224H177V223H174ZM188 224H189V223H188ZM200 224H201V223H200ZM200 224H199V225H200ZM212 224L209 223V225H211V226H212ZM225 224H226V223H225ZM225 224H223L224 227H225ZM234 224H235V222H233V224H231V225L233 226ZM236 224H237V223H236ZM236 224H235V226H236ZM240 224H241V223H240ZM256 224H257V223H256ZM115 225H116V223H115ZM126 225H127V222H126ZM128 225H129V224H128ZM164 225H166V224H164ZM180 225H183V227H185V225H187V223H186V224L183 223V224H180ZM206 225H207V224H206ZM209 225H208V226H209ZM219 225H220V223H219ZM221 225H222V224H221ZM231 225H230V226H231ZM237 225H238V224H237ZM242 225H243V224H242ZM252 225H253V224H252ZM134 226H135V225H134ZM134 226H133V227H134ZM166 226H167V225H166ZM170 226H171V225H170ZM170 226H169V227H170ZM172 226L174 227V225H172ZM189 226H190V224H189ZM189 226L187 225L186 227L188 228ZM243 226L245 227V225H243ZM246 226H247V225H246ZM248 226H249V225H248ZM257 226H258V225H256V227H257ZM118 227H119V226H118ZM191 227H192V226H191ZM194 227H195V226H194ZM209 227H210V226H209ZM212 227H214V228H211V227H210V228H211L210 230L215 229V227H216V228H217V227L221 228V226H218V225L215 226V224H213ZM226 227H227V226H226ZM238 227H239V226H238ZM238 227H236V229H237ZM252 227H253V226H252ZM119 228H120V227H119ZM121 228H122V227H121ZM124 228H125V227H124ZM124 228H122V230H123ZM127 228H128V227H127ZM131 228H132V227H131ZM134 228H135V227H134ZM134 228H133V229H134ZM189 228H190V227H189ZM219 228H217V229H218V230H217L218 233H219L220 230H221V229L219 230ZM229 228H230V227H229ZM232 228H233V227H232ZM249 228H250V226H249L247 229H249ZM115 229H116V228H115ZM125 229H126V228H125ZM133 229H132V230H133ZM174 229L177 230V227L174 228ZM182 229H183V228H182ZM190 229H191V228H190ZM247 229L245 230V229L242 228V230H241L240 232H243V230L248 231ZM260 229H261V228H259V230H260ZM127 230H129V229H127ZM141 230H142V229H141ZM230 230H231V229H230ZM230 230H229V232H230V233H229V232L227 231V228H226V232H228L229 235H230V234L233 235L232 232H231ZM259 230H258L257 228H253V229H250V232H249V233H254V232H255L256 234H258L257 231H259ZM123 231H124V230H123ZM221 231H222V233H224V235L222 234V239H221V238H220V239L223 240V239H224L223 237L225 236V231H224V230H221ZM237 231H238V230H237ZM178 232H179V230H178ZM215 233H216V232H215ZM215 233H214V235H216ZM243 233H244V232H243ZM249 233H248V234H249ZM260 234H261V233H260ZM235 235H236V234H235ZM250 235L252 236V234H250ZM253 235H254V234H253ZM218 236H219V235H218ZM218 236H217V237H218ZM237 236H239V235H237ZM240 236H241V235H240ZM256 236H257V235H256ZM261 236H262V235H261ZM217 237H216V238H217ZM226 237H227V236H226ZM229 237H231V236H229ZM242 237H243V236H242ZM254 237H255V236H254ZM257 237H259V236H257ZM243 238H244V237H243ZM247 238H248V237H247ZM247 238H246V239H247ZM252 238H253V237H252ZM261 238H263V237H261ZM220 239H219V240H220ZM226 240H227V239H226ZM253 240H254V239H253ZM256 241H257V240H256ZM231 242H232V241H230V243H231ZM255 243H256V242H255ZM258 243H260V241H259ZM263 243H264V242H263ZM253 244H254V243H253ZM260 244H262V243H260ZM230 245H231V244H230ZM227 246H228V245H227Z\"/></svg>",
	"mask_w": 264,
	"mask_h": 264
},
{
	"label": "crops",
	"instance_id": "3",
	"mask_svg": "<svg viewBox=\"0 0 264 264\" xmlns=\"http://www.w3.org/2000/svg\"><path fill=\"white\" fill-rule=\"evenodd\" d=\"M53 259H51V261H52ZM46 264H50V263H46Z\"/></svg>",
	"mask_w": 264,
	"mask_h": 264
}]
</instances>
